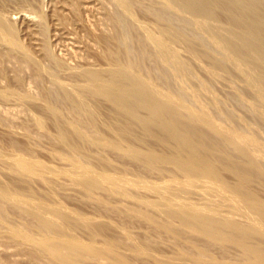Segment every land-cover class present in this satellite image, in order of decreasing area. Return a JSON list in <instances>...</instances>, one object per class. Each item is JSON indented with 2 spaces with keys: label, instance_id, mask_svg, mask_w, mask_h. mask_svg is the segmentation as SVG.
I'll list each match as a JSON object with an SVG mask.
<instances>
[{
  "label": "rangeland",
  "instance_id": "rangeland-1",
  "mask_svg": "<svg viewBox=\"0 0 264 264\" xmlns=\"http://www.w3.org/2000/svg\"><path fill=\"white\" fill-rule=\"evenodd\" d=\"M200 1H204V0H194V5L203 6L205 8L209 5V2H210L209 1L206 5V2L208 0H205L206 2L204 3L203 2L200 3ZM232 1H233L232 9H233L234 14L236 13L235 14L236 17L235 16L234 17L235 19H238L236 20V22L240 21V23L239 22L235 23L233 14L231 15V13H228L227 11H222L223 14L219 11L217 13V15L219 16H217L216 13L213 15L212 14L213 11H211L212 9L211 4L209 5V7L211 8V9L209 8L210 13L215 18L209 16L210 13L208 11V8H206V10L209 14H205V17L203 18L201 16H198L197 13L191 10L188 11L187 9L183 8L181 3L177 0H122V1L121 0H0V25L2 28H4V31H6L5 33L9 35L12 39V43H10L7 40H5L0 33V187L1 188L3 187V189L8 190L10 192L14 190L11 193L7 192L8 193L6 195L7 197L1 196L0 198V264H58L56 261H53V259L51 260V258H49V256H47L45 252L43 253V250L40 247H37L38 245L37 242H39L38 240H36L37 242L34 241L35 238L36 239L40 238L39 240H42L41 236L43 235V233L46 234L49 230V228L47 230L46 227L43 228L41 225L38 229L37 227V225L39 226V224H37L38 220L35 219V217H33L34 215L32 213H30V212L34 213L35 210H38L37 206L39 207L40 205H44V204H48V205L53 204L52 206L51 205L49 206L53 207L54 209L56 208V206L57 207L62 206L63 208H65V210H67L66 212H69V213L71 212L70 215L65 214L66 212L63 213L65 210L63 212H60V214H63V215L65 214L66 216L68 215L70 217H73L76 214L77 216H79L78 214L82 215V217L80 216L82 220L79 219L82 225L78 224L80 223L78 222V217H77V220H76V217H74L75 219L72 218V220H69L71 219L69 217L68 219L69 221H67L68 217L66 218V216L64 217L63 215H61L62 218H60L61 216H59V220L57 221L59 222L60 219H62L61 221L63 223V227L61 225V222L53 224V221H51L52 225L50 226L52 230H53L54 225H56L58 229L62 227V231L60 229L61 233L58 229L57 230L55 229L56 227H54V230L56 232L50 229L49 232L52 231V233L46 234V236L44 234L42 236L43 238L47 237L48 235L53 236V238H56L57 235L59 234L61 236L60 237L58 235L59 239H61L63 236V238H68L69 240H71L72 238L74 239V236L77 235L75 238L77 239L78 237L77 239L78 241L80 240V242H82L83 244L86 243L85 246H87L89 243H92L91 246H93L92 248L95 249L94 246L100 244V246H96V248L100 247L104 249L103 247L108 245V247L106 246L105 248L106 255L112 254L110 252H112L113 248L115 251V253L113 252V254H116V255L118 254V258H116L114 255H113L114 257L110 255L109 256L110 260H109V257L107 258L106 255L104 256L107 259L104 258L103 255H102L103 256L102 258L101 256L100 258H97L95 256L94 257L92 256L90 258L89 255H88L89 257L85 255L84 258L83 256L81 257L83 259H81L80 257L79 259L77 257L78 259L77 258L76 260L74 259L73 260L74 262L72 263L70 262L71 264H118L117 260L123 261L124 264L125 263L127 264V262H129L128 264H155V262H158L157 264L159 263L162 264V261H164V259L166 261L168 257L170 260L168 259V261L165 262L166 264H172V263L175 264V262H180L181 264L182 263L191 264V261H190L191 257L192 259H194V261L198 260L197 264L199 263L201 264H221V263L228 264V262L229 264H259V262L261 261H262L261 263L264 264V259L261 257L262 256L261 255L262 245L264 247V244H263L264 243V238H263L264 233H261V231L264 228V225L260 226L261 228L263 227L262 229L258 225H256V224H262L264 221L261 222L258 218V214H255L257 210L260 212V210L264 208V204H263L264 203L263 202L264 201V178L261 177L264 174V171H263L264 170V32H263L264 26L262 27V25H259V27L257 28L259 31L255 29L250 30V25H252L250 21H253V19H256L255 17L260 16L256 20H259V19L264 20V6H262V4H264V1L263 0H258L260 2H258L257 0H249V2L247 0H242V1L232 0ZM244 1H246V3ZM243 4H245V6H247L248 4L249 7L248 6L245 7ZM256 5L257 7L258 5H260V8L263 7L261 11H259L260 10L259 7H258L259 8L258 11H257L258 8H256L255 12H257V14L254 12V9H253L256 7ZM252 6H255V7L252 8ZM250 7L252 8L251 12L250 11L243 12L245 8L248 9ZM125 9L126 11H124ZM224 16L226 19L224 18ZM131 26L133 27V29L131 28ZM5 27L8 29V32ZM246 28H248V30ZM171 30L173 33L171 32ZM254 31L260 32V34H258L257 32L255 33ZM233 35L235 37H232ZM152 36L153 37L155 36L156 41L159 37L157 43L155 42V39ZM122 39H124V42ZM159 41H162V42H159ZM154 43H156V45H154ZM164 45L165 47H167V49L165 50L162 49V48H165V47H162ZM126 46H128L129 48ZM159 48L161 50H159ZM163 51H165V54L163 53ZM172 52L174 55L172 54ZM127 53L130 54L132 60L134 59L133 61L135 62V64H130V62H128L129 54ZM207 53H209V55ZM164 55H167V56L170 55V57L167 58V56L165 57ZM171 55L173 57H171ZM215 61H217L218 63L219 62L221 63L218 64ZM127 62H128V65L126 66ZM168 62H170L169 63L170 66ZM137 64L140 68L137 66ZM131 65L133 68L131 67ZM134 65L138 68H136ZM125 66L127 67L126 68L127 70L125 69ZM129 68H132V70ZM124 70L127 71L126 73L127 75H123V73H121V72H125ZM88 72H92V73L90 74ZM93 73L96 76V78L104 77L105 80L107 79V81H104V79L103 81H101L102 79L98 78V80L100 81L98 83L102 82L105 84V87L108 88L106 89V92L102 90L105 93L102 92L103 93L102 94L100 92L101 94H99L98 91L93 90L89 86V85L92 86V82H91V79L87 77V75L89 76V74L92 75ZM96 73L97 74L100 73V74L96 75ZM114 73L122 74L124 78L128 79V81H125L123 77H121L122 75L120 74L114 75ZM112 75H114V77H112ZM118 76L121 77L122 79H120ZM127 76L129 77L131 76V77L129 78ZM132 77H134L133 79H138L136 82L141 80L138 83L144 82L145 84H147L146 85L147 87H144L146 89L142 91H145L148 96L147 95L145 96V93L140 90L143 87H138V83H136L135 80L133 82V79H131ZM108 78L110 81H108ZM110 78L112 80L113 78H116V80L114 79V81H116L115 85H118L119 83L122 84L124 81L125 83L123 84L125 85L122 84L123 85L122 86L119 84L120 86H122L121 88L120 86H118L119 88L117 86L115 87V85L113 84V81ZM117 79H118V84H117ZM108 82L112 83L113 85L112 84L109 85ZM179 82L181 83V85ZM134 83L137 84V85L135 84L137 88H134L135 87ZM106 84H108L109 87H107L108 85L106 86ZM71 86H73L74 88ZM148 87L149 89H147ZM248 87L251 89H249ZM100 90H101V87H100ZM107 90H110L111 93L110 91L107 92ZM149 90L155 93H159V95L163 94L162 96L167 95L168 97L172 96L171 97L172 99H175V98L176 100L179 99V101H182L183 103L182 106H184V103H185L186 107H189V108L186 109L184 106L186 112H184L185 110L184 108H182L183 112L180 114L179 113L180 111H179L177 113V116L179 119L183 118L182 120L180 119V121H182L184 126L196 131V133L199 132L201 134L203 132L202 133V135L204 134L203 139L195 136L198 139V140L196 139L197 140L196 142V140L193 141L194 137L192 139L188 137L189 140H185L186 141L185 143V141L182 139L181 140L182 144H181L180 143L181 141L179 140L181 138L177 137L178 135L176 137L171 136V135H176L178 132H180V129H176V127L174 126L168 114L164 113L165 114L164 116V114L161 113L162 111L160 112L156 110V112L158 111V113L154 112L155 109H152V108H155V107L158 108L160 107V105L161 107L163 106L162 104H160L161 102L158 103L159 98H157L156 96L157 94ZM91 91L94 93L92 94ZM114 91H116L115 92L116 95L113 93ZM136 91L138 92L140 91V92L138 93ZM118 92L122 96L121 95L119 96V94L117 95ZM109 93L114 99L109 95ZM124 93L125 94L127 93L126 95L128 96L131 94L132 97L126 96L128 98L127 99L123 97L125 96ZM148 93H150L152 97L149 96ZM151 93H153L155 96L152 95ZM105 94L107 98L104 97ZM141 94L143 95L142 97L144 98V100L142 97H140ZM78 96L81 97V100H80L81 103H79V104H82L81 106H78L77 105L78 103L76 104V102L73 101L75 100L73 98H76L77 100ZM67 97H68V100H66ZM116 97H120V102H117L114 105L115 102H113V100L116 101L117 99H119ZM149 97L151 100L148 99ZM111 99L113 100L110 101ZM122 99H124L126 103ZM145 100L147 102L149 101L150 104L145 102ZM121 101L123 103H122V106L120 107ZM133 101H136V102L138 101L139 103L138 102L136 103ZM142 102H145L147 105H150V106L145 107L146 104ZM124 103L127 106L124 105ZM133 103L136 104L138 107L139 105H141L143 109L141 108V111H140V108L138 109L134 107V111L136 112L134 113L133 109H131L133 108V106H135ZM157 104H158V107H157ZM123 105L125 109L122 110L121 108H123ZM154 105L156 106L154 107ZM117 107L118 108L120 107V109L123 111L122 114L120 112L121 110L119 111ZM126 108H129L131 112L129 110H126ZM160 108L158 109L160 110ZM189 109H191L192 110L191 112L194 114L197 111L196 114L199 116L200 114L202 115V113L203 115L205 114L208 117L210 116L211 117L210 122L208 121V123L212 122L211 125L215 126L217 129H220L221 127V130L218 133H220V135L221 133L223 135L226 134L225 136H227V138L231 135L233 138L230 136L229 139L231 138L235 143L237 142V144L240 143L241 145L240 149L241 150L244 149L245 151L244 150L240 151L242 152L240 154L239 152H237L240 150L239 147L234 148L237 145H234L235 143L233 141L227 139L226 137H225L226 139H224L223 135L221 136L218 135L220 137L219 140L221 139V137H223L222 141L220 140V143H222V149L224 147L223 150L225 151L223 152V155H224L223 156L221 153V150H222L221 147H219L220 150L219 148L218 150L216 148L217 144H219L218 146H220V143H218L219 142L218 137L212 135L213 133L217 134L216 131L212 130V132L214 131L212 133L210 129H208L210 131V134H209L208 133L209 131L206 132L207 128L204 127L205 124L204 123L201 124L200 122L198 123V121L196 122V120H194L192 116H191L192 119L190 118V115L188 117L191 121L194 120L195 125L194 123L189 124L191 122L189 119H186L187 121L185 122L184 120L185 117L188 114H190ZM124 112H127V113L123 114ZM163 112H165L164 109H163ZM150 113H152L151 117H150L151 115ZM183 113L184 114L186 113V116L182 115ZM128 114L135 116L136 119L135 117L133 118V116H130ZM153 114L154 116L155 114L156 116H158L157 114H160V115L158 116V118L157 117L154 118ZM162 114L164 116V118H162L163 122L161 120ZM179 114L180 116L181 115L182 116L180 117ZM205 115L201 117L202 118L204 117L205 119H209ZM151 118L155 120L150 121ZM159 118L161 121L159 120ZM140 120L144 121L145 125L147 124L146 120L150 121L148 122V124L149 123H152V124H149V126L147 124L145 126L143 122L141 123ZM156 120H159L160 122ZM166 122H167V126L170 125V127L169 126L166 127L165 125H163ZM213 122L215 124H213ZM157 123H161V125ZM200 124L201 125L204 124V125L201 126ZM147 126L149 128L153 127L152 129H150L151 131L149 130ZM156 128L157 129L159 128L158 130L159 132L160 130L166 129L167 131L166 130L165 131L163 130L164 132L162 131L163 137L165 136L164 133L165 134L167 133L166 134V136L168 135L167 138L170 137L171 139L172 137L171 140L169 138L168 139L170 141L172 140L173 141L172 142H170L169 140L167 141L165 139L166 137H164V140H163L162 136L160 135L161 132L158 133ZM167 128H173L172 130L170 129V131L172 132L168 131L169 129ZM228 128L230 129L228 130ZM152 130H153V133H151ZM129 131H131V133H129ZM173 131H175L176 134H174ZM155 132L158 133V136H156L157 134ZM169 133H170V136H169ZM235 133L236 134L238 133V135H235L236 137L234 136ZM61 134L62 136H59ZM65 134L67 135L66 137L68 139L65 137ZM151 134H153V136L154 137L156 136V137L155 138L153 136L151 137ZM240 134L241 136L243 135L242 136L243 139L248 138L247 140H249V138H251L250 140L252 141L253 139L254 141L250 144H248L249 143L248 142L245 145L244 144L245 142L243 140L238 141L239 139H241ZM97 136L100 138H98ZM158 138L160 139L161 142L160 141L157 142ZM60 139L67 140L69 142L64 143V141ZM92 139L94 142L92 141ZM223 139L226 141L227 140L231 141L229 142L230 144L234 143L233 144L234 147L230 145L228 141L227 142L225 141V143H223L224 142ZM174 140L176 141V144H174L175 143ZM191 140L196 143L198 142L200 143L201 140L203 141L205 140L206 141L205 144L209 145L207 147H209L208 149H210L211 151L210 150L208 151V149H206L207 151L203 149L204 148L203 146L205 145L204 144L205 141L204 142L202 141L203 143L201 142L202 149L199 144L195 145L196 147L199 146L198 148H196V151L200 150L202 152L199 151L200 152L199 153L198 151L197 152L195 150L193 151V149L195 148L194 144L196 143L193 144ZM207 140L209 141L208 143H207ZM215 140L218 141L217 144ZM113 141L116 142L115 143L116 147L114 146ZM163 141H167V142L164 143ZM212 141H214V144H216V146L213 144ZM254 142L255 144L253 146ZM162 143H164V145ZM167 143L170 147L172 145L171 147L172 151L173 149H175V151L178 150L176 151V153L173 151L175 154H177L180 150L178 154L179 156L184 157L182 158L183 162L185 160L191 161L194 164L196 162V165H195L196 168L195 167L194 168L197 171L199 170L198 166L201 165L202 170H204V166L207 169L208 164L203 165V163H207V162L211 163L213 161L212 162L213 164L210 165L209 163V168L211 166L209 170L211 171L213 168H215L212 171L213 173H215L216 172L215 170L219 164V163L216 164V162L218 161L221 162L225 160L221 162L222 165L220 164L218 166L219 170L217 169V172L221 171L220 173L222 175H219V173L216 175L215 173L214 174L215 176L214 175L212 176L211 172L207 169L210 172L209 174L210 176L206 178H208V181L211 184H209L208 182L204 183V181L207 180L206 178L204 180V177H205L204 174L206 170H204V173L202 170H199L200 172H202L200 173L198 171L200 173L199 174L195 169L190 168V163H187V161H185V163L183 164L181 160H179V158L181 159V157H178L175 161L173 160L174 157L171 158V156L169 157V155L166 156L165 153L169 154L168 152H170V147L166 145ZM171 143H173L174 145ZM187 143L188 144L190 143V144L188 145ZM74 144H76V146H74L75 149L72 148L73 147L72 145ZM178 145H181V146H179L180 147L179 149H176ZM110 146H113L115 148H112ZM70 148L72 149L70 150ZM190 148L191 150L188 151V149ZM212 148L216 150L213 149L214 150L213 151ZM76 149H79L78 154L76 153L77 151H75ZM131 150L133 151L136 150V151L133 152ZM181 150H184L182 155H181V152H182ZM71 151L73 153L75 152L74 155ZM137 151L139 152L138 154H137ZM172 151L170 152V155L172 153V156H174L175 154L173 155ZM219 151L220 153H218ZM151 152L155 154L152 153V155H149L151 154ZM209 152H211V154H209ZM146 153H147V156L149 155L148 158L150 159V157L152 156L151 159L153 158V160L159 157V156H156L157 158H154L153 155L160 154L159 159L165 158L166 162L164 161V159L162 161H164L165 163H163L161 159L159 161L157 159V163H155L156 161H153L154 162L153 164L152 160L149 163V159L146 158L147 157ZM194 153L197 156H194L195 155ZM201 153L203 155H200ZM204 153L205 155L207 153L209 155H206L205 157H203ZM162 154H164V156L166 157H164ZM219 154L224 158L223 159L218 158L220 156ZM134 155L136 157H134ZM188 155L190 156V160L187 159L189 158ZM191 155H193L194 158L195 157L196 158L194 159L193 156ZM210 155L212 156L216 155L217 157L216 156L210 157ZM245 155H248L249 157ZM143 156H146V157H143ZM140 157L142 158V160H140L141 159ZM206 157L209 159V161L204 162L205 160H208V159H205ZM240 157L242 159H245V160L247 159V160L246 161L244 160V162H242V159H240ZM250 157L253 160L255 159L254 160L255 162ZM80 158H82V160ZM137 158H139V160ZM215 158H218V159L214 160ZM249 158L251 159L250 164H249V161H250ZM20 159H21L22 164L23 162L25 163L26 160H28V162H31V166H32V162L33 163L35 162L34 165L41 164L43 166L42 170H40L41 165L40 166L37 165V168L39 166L38 170H40L39 171L40 174H38L39 172L37 173L38 170H36L37 169L36 166H32L31 168L29 163H28V166H30L31 169L35 168L34 170L28 169L27 170L28 173L30 171L29 174L27 173L26 170H22L21 168H19L20 165L17 166V164H20V162H18ZM146 159H148V161H146ZM168 159L172 160V162L173 161L175 162L173 164L172 162L171 164H168L167 163V161H169ZM68 160H71V161H68ZM201 160L203 163L201 162ZM245 162H248V166H246L247 170L251 169L254 171V172L248 171L249 172L248 174H251V175L253 174L252 176L251 175L248 176L249 179L247 177L248 180H246L245 178H241L240 175L237 176L238 177L237 178L236 177L237 173H235L236 171L235 169H233V166H232V163H234L233 165L242 164V163L247 165V163ZM77 163L79 164V166H77L78 165ZM226 163L227 165L228 164L229 165L227 166ZM253 163L256 165V169H252L254 168ZM25 164L27 165V163ZM149 164L151 165L149 166ZM108 165L110 166V168ZM176 165L178 166V168ZM212 165H213V168H212ZM75 166L77 168L76 170H75ZM81 166H83V170H81L82 169ZM84 166H85L86 171L84 169ZM103 166H104V169H103ZM185 166H186V169H185ZM230 166H232L233 170L230 169ZM89 167L92 169V171H94L93 175L92 173L91 175H89L90 174L89 172L91 171ZM18 168L20 169V172ZM179 168H181L182 170L184 169L187 171L189 170V173L191 171L190 173L191 175H189V173L185 174L187 172V171L185 172V170L183 173V171H181V169ZM43 169L45 170L43 171ZM100 169H101V172H100ZM260 169L263 173L260 171ZM228 170H230V172ZM33 171H35V173L37 174H35ZM77 171H80V173L78 172V175L77 173L74 174V172H77ZM81 171H84V172H81ZM232 171L235 173V175L232 174L233 173ZM259 171L261 172L262 175L259 173ZM125 172H127L128 175ZM257 172L259 173L260 177L257 176L258 174ZM71 173H73L74 175L73 174L71 175ZM192 173H195L196 174V175L194 174L195 176H198L197 174H199V177L193 176ZM84 174L87 177V180L89 176H93L94 179L98 180L97 184H100L101 186L98 185L97 187L95 183L94 187H97V188L95 190L93 189L94 192L93 190L88 192V188L83 187L85 186V184L82 185V183L78 182V181L82 182L84 180L83 182L85 183L86 179L82 178ZM77 176H78V181L76 182L73 181L77 179ZM189 176L192 178L195 177L196 179L195 178L194 180L188 179ZM211 176L214 177L213 178L214 180H216V184L218 185V186L216 185L217 188L219 187L218 183H220V181L217 182L219 179L217 178L218 179L217 180L215 178L217 176H219V178L222 176L221 183H220L224 187V188L221 187L223 188L221 189L222 192L226 189V185L229 186V187L227 186V188L229 189H227L226 191H229V190L231 191V188H232L231 186L236 184V182H238L239 180L242 181L241 179H243L244 181L245 179L244 181L245 183L239 181L241 185L239 183H237L236 185V187L238 188V187H242V183L243 185L245 184L244 186L246 187V189L244 186L242 187L244 192L246 193L245 195L243 194V192H241L242 194L240 193L241 195L239 196V190H242V188H238L239 190H237L235 186H234L235 190L238 192V194H236L237 192L233 193L234 187L232 188L231 192L230 191L229 192L225 191V192L231 193V194L233 193L235 194V196L238 195V197H242L244 201H246V203L250 201L251 203L248 202V204L254 205L256 201L255 206L258 203V200L262 201L263 203L262 202H259V203L260 205H262L263 208L261 207L262 208L261 209L259 207L260 205H257L256 208L259 207L260 209L255 210V213H253L251 210H252V207L253 209H256L254 208L255 206L251 205L252 206L251 207L250 205L247 204L248 206L251 207V208L249 207L251 209L250 213L252 212L251 213L252 215L255 214L253 215L255 217H253L252 215L249 217L250 213L248 210V212H246V214L248 213L247 214L249 217L248 219V217L246 216L244 212L247 206L244 204L245 202L242 200V198H241L242 201H240L239 199H237L238 197L234 198L235 196L231 194H230L231 195L230 197L229 195L225 194V192H224L225 195L223 194L220 195V193H222L221 190L220 191L217 190L216 187H213V189L211 188L212 181H213V179H211L212 181L209 180V177L212 178ZM103 177H105L107 181L103 180ZM116 177L118 178V180H116L117 179ZM239 177L241 179H239ZM250 177L252 178L250 179ZM80 178H82V180ZM115 180L120 181V183H117ZM121 180L124 181L125 183L127 182V184L129 185L127 184L125 186L120 185L121 183L125 184ZM188 180H190L191 182ZM110 181H111V184L113 185L112 186L113 189L112 188L109 189V187H111L110 186L111 184L108 185ZM112 181L113 182L115 181V183H113ZM246 181H249V182L247 183ZM74 182L82 186L80 187L78 184H75ZM222 182L224 183L225 186L223 185ZM138 183L139 184L142 183V184L138 185ZM213 183L215 184L214 181ZM115 184L116 186L118 184L121 186V188H119V185H118V188H117V189H120L121 191L120 190L116 191L114 189L116 188L114 187ZM206 184H208L209 186L208 185L206 186ZM5 185L6 186L8 185L7 187L9 188H6ZM201 185H202V188H201ZM165 186L166 188H168V190L165 189ZM190 186H194V187L190 188ZM205 186L206 188L210 187L209 189L211 190L209 194L213 193L210 195L211 197H209L207 189L205 190ZM122 187H125V188H122ZM182 187L183 188L185 187L184 191L186 189L187 190L189 189L188 191L190 192L186 190L185 192L187 193V195L186 193H182L183 192V190H181ZM138 188L140 189L138 190ZM169 188H170V191H169ZM83 189L87 190L88 193L86 191H83ZM177 189L181 190V193L184 194L182 195L183 198L184 199L186 198V200L188 201L186 203L187 204L186 207L190 206L192 203L196 204L193 207L195 206L197 207L198 204L204 201L203 203L206 206H204L202 203L200 207L198 205V208H201V206L203 205L202 211L204 207L205 208L204 211L206 213L208 210H210V212L208 211L209 214L207 213L206 215L202 212L201 216L204 217L205 215L206 217H208L210 215L209 218L205 217V219H210L212 220L213 223L210 225L209 223H205L204 221L201 222L198 219L197 217L199 215L198 211H201V209L198 210V208H196L197 210L195 211H197L198 214H196L197 212L195 214L193 213L194 212L193 207H190L192 208V210L189 208L190 211L189 210L184 211V209H187L186 207L184 208L185 205L183 206V204H185L184 201L186 200H184L180 194H175L180 191V190L177 191ZM218 189H220V187ZM112 190H115V192H113ZM16 192L20 195H18ZM84 192H85V195H84ZM116 192H119V193L117 194ZM205 192L207 194H205ZM215 192H220V193L217 194ZM248 193L250 196L247 195ZM10 194L13 197H11ZM158 194H160V196ZM188 194H190L191 196L190 195L188 196ZM162 195H167V197H164V196L162 197ZM213 195L217 197L214 198ZM226 195L229 196L230 198L227 197ZM251 195L256 196L255 197L256 200L253 196L251 199ZM20 196H21V200L19 199ZM156 196L158 197V199ZM207 196L210 198V201L213 204L205 200L206 198H208ZM224 196H226L225 198H227L228 202L230 201L229 203L231 204L230 206H232L233 202L236 204V201L238 200L237 202L238 206L240 205V202H241V205H244L246 207H243V206L240 207L241 206L240 205L239 206L240 208L236 209L238 208V206L236 204L237 206L236 207L235 204L233 203L234 204L233 207L235 206V210H238V211H235L233 207L229 206V204H227L228 206L225 204V202L226 203L228 202L226 201L225 198H223ZM161 197L163 199L165 198L164 200H167L168 197L169 198L171 197L172 199L171 198L170 199L172 201L173 199L176 200L179 198L178 201L181 200L183 202L182 204V202L180 201L181 203L179 202L180 204H178V205L183 206L182 211L183 212L187 211V213L191 214L192 217L189 214H187L188 216H190L189 218L191 220L192 218H194L193 215L194 216L196 215L195 216L196 220L198 219L200 221V224L201 223L206 224L204 225L205 227L207 226L206 229L203 226V224L201 225V227H198V225H200L198 220L196 223L198 225H195V222H196L195 218H194L195 222L192 223L191 220L188 218V216H186L187 217L186 218L182 212L181 213L184 216L183 218L185 219L181 217L182 215L178 216V213L176 211H175L176 212L175 214L178 217L175 216V214L169 212V210L171 209L178 210L181 206H177V204H175V203H178L177 200L175 203H172V201L168 199L169 205L167 204V201L161 202L162 200L161 201L159 200V198L162 199ZM187 197H190L189 199L192 201L187 199ZM218 197H220L219 199L223 198L221 199L222 200L221 203H224L225 207L223 206V204H220V203L219 204L223 206V208H225L224 209L225 212H226V209L227 210L229 209L228 211L231 210V213H229L228 211H227L228 214L224 213L223 215L220 213L221 212L220 209L222 207L218 204V201L220 202ZM244 197L247 198L248 200L245 199ZM2 198H6L7 200L5 199L2 200ZM11 198L13 199L10 200ZM14 198L17 201H20L21 203L17 202L16 200L15 201L19 205L15 203ZM209 198L207 200H209ZM23 199L24 201L22 202ZM26 199L29 201H27ZM153 200L154 201L159 200L157 204L156 202L153 203V204H156V207L160 206L158 208L159 210L156 209V207L152 208L154 206L151 203V202H154ZM224 200L225 202H223ZM8 201L9 203H7ZM43 201H44V204H41V202L43 203ZM149 201H150V204H152L151 205L152 207L148 206L150 205L148 204ZM253 201L254 203H252ZM159 202L161 204L166 203V205L170 206L171 209L169 207L166 208L165 204H164L165 207L163 208V205H161ZM207 202H209V205ZM22 203H27V206H29L28 204H30V207H26V205L23 206L24 204ZM31 203L32 204L34 203L33 204L34 208L32 207L33 209H31V206H32ZM35 203L36 204L39 203V204L36 205ZM170 203L172 205H170ZM49 206L46 205L45 209L43 206H40L39 210L42 209V210L47 211V208L49 209ZM24 207L27 208L26 211L27 210L30 211V212L27 211L30 214H27L26 211L23 210ZM62 207H59L60 211L63 210ZM177 207L179 208L177 209ZM206 207L212 208V209L207 208L208 210H206ZM228 207H230L231 209ZM162 208L166 210H163ZM133 209L134 210L137 209V211H139L140 209L139 211L140 213H141V210H144L147 212L143 211V213H141L142 217L139 218V216H141L140 213L138 212L139 214H137L136 213L137 211H135L136 213L135 214L134 212H132L134 211ZM160 210L161 211L163 210V212L168 211L167 214L173 215V216L171 215L172 217V218L170 217L171 219L169 218L172 222L170 220L169 221L170 223H172L173 228H175L176 230L175 229L172 230L171 229L172 225L168 224L169 222H167V220L169 216L166 213L164 214L162 212L163 218H161L162 215L160 214L161 213ZM174 210H171V211H174ZM233 210L234 212H236L237 215L232 212ZM191 211H193L192 212L193 214L190 213ZM75 212L77 213L75 214ZM239 212L242 214L243 213L245 214V217H247L246 220H245L244 215L242 214L241 215L243 217L241 219L240 217L241 215L239 214ZM31 214L33 215L32 217L37 222L34 221L32 217H29V215L31 216ZM148 214L149 215L151 214L150 223L147 222L149 218H145L147 217L146 215ZM226 214L227 215L233 214L232 219L235 218L234 223H232L233 221L230 219L231 215H229V218L228 216H226V218L223 217ZM159 215L161 216L159 217ZM220 215H222V217ZM53 216L55 217L56 215H53ZM153 216L155 219H157V220L153 219L154 220L153 222L155 223V221H158L159 222L158 225H156L157 222L155 224L154 223L152 224L151 221H152ZM165 216L167 217V220L166 218H164ZM55 218L58 219L57 216ZM55 218L52 219L50 217V220L56 221ZM83 218H85V223H89V224L84 225ZM177 218H180V219H177ZM73 219L78 223H75ZM143 219L145 220L148 219V220L145 221ZM187 219L190 220L191 224L195 226L192 228V230L198 227L199 230L197 229L196 230L194 229V230L200 233L197 234L195 233L194 230L192 233V230H190L188 227L191 228L193 225L191 226L190 222H188L190 224L189 226V224L187 223L188 221ZM221 219L222 221L220 222ZM176 220L177 221L180 220L182 223L184 222V220H186L185 223L183 224L178 222L179 225L185 224L184 225L185 227L182 226L183 227L182 228L181 226H178V224L175 223ZM224 220L226 221L224 222ZM258 220L260 221V223ZM72 221L74 222V224ZM173 222L175 223V225L173 224ZM223 222L226 224L228 222L230 227L232 224H234L232 225L233 227H235L236 225L238 226V229L242 228L241 230L242 232L239 233L232 227V229H234V231L237 232L239 237L241 233L245 232L244 235L241 234L242 239L244 237L246 239L247 234H249L251 237L254 235H251L250 233L252 232H254L252 234L256 233L253 238L251 237L252 240L250 237L249 238L247 237V241L248 243L250 242L253 245V248L257 245L256 243L259 242L261 244V245L258 244V247L256 246L257 248H254V249H259V247L261 246L259 249V254H257L258 252L256 250L252 249L251 244L247 243L248 244V245L246 244L247 246L244 245L247 242V241H244V239L242 240L244 244H242V242L239 243V240L241 238L237 239L238 235H236L237 237H235L236 233L232 229H230L229 233H227L228 235H226V232H223V230L228 232V229L230 227L227 225L226 226L229 228H227L225 225L223 226L222 225ZM59 224L61 227L59 226ZM167 224L168 226L170 225V227H168ZM71 225H74V227ZM64 226H66V228L70 227L72 229L71 232L65 231L66 228ZM176 226L179 227V230L180 228L183 229L181 230L182 232H180L176 228ZM41 227L42 229L44 230L46 229L47 231L40 229ZM163 227L167 228V230L166 229L164 230ZM184 228L190 231L183 232L184 230H186ZM90 230L93 233H91ZM207 230H210L211 235L213 236H210L209 234L210 231H207ZM231 230L234 233L230 232ZM245 230L247 232L249 231L250 233H247ZM22 231H25L27 236H28L27 231L31 233L29 235V237L31 236L30 237L31 240H27L23 238ZM64 231L66 233V234L64 233L66 237H64V234H63ZM178 231H179V234H175V233H178ZM25 232L23 233L25 234ZM72 232L74 233L73 237L71 236L73 234ZM212 232L214 233L212 234ZM257 232L262 234L263 237L260 236L262 240L260 239V237L256 238V236L258 235ZM13 233H16V234H13ZM17 233H19L20 235H17ZM67 233L68 235L70 234L72 238L69 237ZM230 233H232L234 237H228L231 235ZM217 238H218V241H215V239ZM133 239L137 240L134 242V244H132L134 241ZM32 241L35 243H33ZM104 241H105L104 243L105 245L103 244ZM138 241L140 243H145L146 245L141 244L142 246L141 247ZM108 242L111 243V246L114 243L113 247L112 248L110 247L111 249H108L109 248ZM136 242H138V244ZM101 244H103V246H101ZM137 245H139L140 247H137ZM143 245H145V247ZM249 245H251L250 248H249ZM147 246H148V250L150 251V253L148 250H146L145 251L146 255L148 253L149 254L148 256H145V255L143 256V254L145 253L143 252L142 254V251H144V248H147ZM136 248L137 249L139 248V250L141 248L143 250L142 251L140 250V253L139 252L137 253ZM198 248L200 251L198 250L199 253L198 255L195 256L194 253H197L195 249L197 250ZM262 251H264V249ZM184 253L185 255H188L186 256V259L184 261H187L190 258L188 260L189 263L180 261L185 258ZM199 254L201 257L199 256ZM193 255L195 257L197 256L198 257L195 259ZM246 255H247V258L249 256V259L251 255L254 256L253 259L251 257L252 263H248L249 259L245 258ZM120 256H122L121 259H119ZM162 256L164 259H162ZM164 256H166L167 258ZM175 256L180 257V259L176 258V261L174 260L173 262V259H175L173 257ZM85 257L87 258L85 259ZM111 257L115 259L114 262L112 261ZM199 257H200V260H202L204 263H202L201 261L199 262ZM203 258H205L206 260ZM256 258H260V259L256 260ZM178 259L179 261H177ZM125 260L127 261L125 262ZM195 263L196 262H194V264Z\"/></svg>",
  "mask_w": 264,
  "mask_h": 264
},
{
  "label": "bare ground",
  "instance_id": "bare-ground-1",
  "mask_svg": "<svg viewBox=\"0 0 264 264\" xmlns=\"http://www.w3.org/2000/svg\"><path fill=\"white\" fill-rule=\"evenodd\" d=\"M121 1H122V0H121ZM177 1H179V2L181 3V5H182L183 8L187 9L188 11H189V10L193 11V12L197 13L198 16H201V17H203V18L205 17V14H209V13H210V9H211V8H212L211 11H213V12H212L213 15H214L215 13H216V15H217V13H218L219 11H220L221 13H222V11H227L228 13H231V15L233 14V17H234L235 14H236V13L234 14L233 9H232V3H233L232 0H208L207 2H206L205 0H204V1H200V3H201V2H203V3L206 2V5H207V3L210 1L211 3L209 2V5H210V4L212 5L211 8L209 7V5H208L207 7H205V8H204L203 6L194 5V0H177ZM236 1H237V0H236ZM241 1H242V0H241ZM241 1H239V2H241ZM247 1L249 2V0H247ZM257 1H258V0H257ZM263 1H264V0H263ZM126 2H127V1H126ZM130 2H131V1H130ZM133 2H134V1H133ZM154 2H155V1H154ZM154 2H153V3H154ZM195 2H196V1H195ZM244 2L246 3V1H244ZM250 2H251V1H250ZM258 2H260V1H258ZM136 3H137V2H136ZM203 3H202V4H203ZM226 3H227V5H226ZM125 4H126V3H125ZM134 4H135V3H134ZM228 4H229V5H228ZM240 4H241V3H240ZM248 4H249V3H248ZM248 4H247V6H248ZM138 5H139V4H138ZM206 5H205V6H206ZM243 5L245 6V4H243ZM153 6H154V5H153ZM234 6H236V5H234ZM244 6H243V7H244ZM247 6H245V7H247ZM262 6H264V4H262ZM115 7H116V6H115ZM124 7H125V6H124ZM127 7H128V6H127ZM141 7H142V6H141ZM158 7H159V6H158ZM248 7H249V6H248ZM253 7H255V6H252V8H253ZM258 7L260 8V5H258ZM258 7H257V5H256V7L253 8V9H254V12H255L256 8H258ZM128 8H129V7H128ZM134 8H135V7H134ZM138 8H139V7H138ZM142 8H143V7H142ZM206 8H208L209 13L207 12ZM209 8H210V9H209ZM234 8H235V7H234ZM252 8H251V7L248 8V9L245 8L246 10L244 9L243 12H246V11H248V12L250 11V12H251V11H252ZM259 8L257 9V11L259 10ZM119 9H120V8H119ZM129 9H130V8H129ZM146 9H148V8H146ZM149 9H150V8H149ZM250 9H251V10H250ZM262 9H263V7L260 8L259 11H261ZM136 10H138V9H136ZM139 10H140V9H139ZM167 10H168V9H167ZM239 10H240V9H239ZM239 10H238V11H239ZM242 10H243V9H242ZM124 11H126V9H125ZM188 11H187V12H188ZM191 11H190V12H191ZM128 12H129V11H128ZM235 12H236V11H235ZM254 12H253V13H254ZM125 13H126V12H125ZM221 13H220V14H221ZM240 13H241V12H240ZM240 13H239V14H240ZM255 13L257 14V12H255ZM255 13H254V14H255ZM115 14H116V13H115ZM117 14H118V13H117ZM120 14H121V12H120ZM126 14H127V13H126ZM132 14H133V13H132ZM132 14H131V15H132ZM149 14H150V13H149ZM189 14H190V13H189ZM212 14L210 13L209 16L214 17V16H212ZM222 14H223V13H222ZM226 14H227V13H226ZM216 15H215V16H216ZM224 15H225V14H224ZM122 16H123V15H122ZM196 16H197V15H196ZM217 16H219V15H217ZM228 16H230V15H228ZM237 16H239V15H237ZM241 16H242V14H241ZM241 16H239V17H241ZM255 16H256V15H255ZM255 16H254V17H255ZM126 17H128V16H126ZM235 17H236V16H235ZM235 17H234V19H235ZM259 17H260V16H259ZM259 17H255V18L258 19ZM112 18H113V17H112ZM116 18H117V17H116ZM214 18H215V17H214ZM220 18H221V17H220ZM224 18H225V16H224ZM245 18H246V16H245ZM117 19H118V18H117ZM119 19H120V18H119ZM198 19H199V18H198ZM209 19H210V18H209ZM225 19H226V18H225ZM249 19H250V18H249ZM252 19H253V18H252ZM252 19H251V20H252ZM256 19H253V21H250V22L252 23V25H250V30H253V29L258 30L257 28L259 27V25H262V27L264 26V20H260V19H259V20H256ZM162 20H163V18H162ZM236 20H238V19H235V20H234L235 23H237V22L240 23V21H237V22H236ZM245 20H246V19H245ZM245 20H244V21H245ZM247 20H248V18H247ZM115 21H116V20H115ZM130 21H131V20H130ZM164 21H166V20H164ZM205 21H206V19H205ZM213 21H214V20H213ZM234 21H233V22H234ZM241 21H242V20H241ZM143 22H144V21H143ZM215 22H216V21H215ZM226 22H227V21H226ZM116 23H117V22H116ZM131 23H132V22H131ZM196 23H197V22H196ZM217 23H218V22H217ZM229 23H230V22H229ZM245 23H246V22H245ZM118 24H119V23H118ZM143 24H144V23H143ZM205 24H206V23H205ZM243 24H244V23H243ZM247 24H249V23H247ZM256 24H257V25H256ZM197 25H198V24H197ZM200 25H202V24H200ZM235 25H236V24H235ZM4 26H5V25H4ZM123 26H124V25H123ZM207 26H209V25H207ZM237 26H238V25H237ZM239 26H240V25H239ZM121 27H122V26H121ZM143 27H144V26H143ZM222 27H223V26H222ZM243 27H244V26H243ZM5 28H6V27H5ZM131 28L133 29L132 26H131ZM146 28H147V26H146ZM172 28H173V27H172ZM211 28H212V27H211ZM220 28H221V27H220ZM240 28H241V27H240ZM223 29H224V28H223ZM246 29L248 30V28H246ZM259 29H260V28H259ZM0 30H1L0 33H1V35L3 36V38H4L5 40H7L8 42L12 43V39H11V37L5 33L6 31H4V28H2L1 25H0ZM6 30H7V32H8V29H7V28H6ZM123 30H124V29H123ZM142 30H143V29H142ZM144 30H145V29H144ZM173 30H174V29H173ZM135 31H136V30H135ZM137 31H138V30H137ZM150 31H151V30H150ZM158 31H159V30H158ZM166 31H167V30H166ZM258 31H259V30H258ZM144 32H145V31H144ZM144 32H143V33H144ZM171 32H172V30H171ZM177 32H178V31H177ZM254 32L256 33L257 31H254ZM263 32H264V30H263ZM172 33H173V32H172ZM257 33L260 34V32H257ZM11 34H12V33H11ZM121 34H122V33H121ZM177 34H178V33H177ZM245 34H246V32H245ZM251 34H252V33H251ZM126 35H127V34H126ZM229 35H230V34H229ZM142 36H143V35H142ZM155 36H156V35H155ZM155 36H154V37L152 36V37L155 39ZM168 36H169V35H168ZM171 36H172V35H171ZM240 36H241V35H240ZM13 37H14V36H13ZM117 37H118V35H117ZM120 37H121V36H120ZM145 37H146V36H145ZM148 37H149V36H148ZM180 37H181V36H180ZM214 37H215V36H214ZM232 37H235V36L233 35ZM251 37H252V36H251ZM258 37H259V36H258ZM156 38H157V37H156ZM181 38H182V37H181ZM216 38H217V37H216ZM261 38H262V37H261ZM126 39H127V38H126ZM147 39H148V38H147ZM158 39H159V37H158ZM158 39H157V41H156V39H155V42H156V43L158 42ZM164 39H165V38H164ZM175 39H176V38H175ZM178 39H179V38H178ZM14 40H15V39H14ZM122 40H123V42H124V39H122ZM169 40H170V39H169ZM248 40H249V39H248ZM256 40H257V39H256ZM259 40H260V39H259ZM262 40H263V39H262ZM118 41H119V40H118ZM149 41H150V40H149ZM189 41H190V40H189ZM228 41H229V40H228ZM119 42H120V41H119ZM126 42H127V41H126ZM159 42H162V41H159ZM180 42H181V41H180ZM226 42H227V41H226ZM238 42H239V41H238ZM241 42H242V40H241ZM13 43H14V42H13ZM15 43H16V42H15ZM156 43H154V45H156ZM251 43H252V42H251ZM161 44H163V43H161ZM167 44H168V43H167ZM226 44H227V43H226ZM252 44H253V43H252ZM118 45H119V44H118ZM123 45H124V43H123ZM158 45H159V43H158ZM195 45H196V44H195ZM230 45H231V44H230ZM120 46H121V44H120ZM145 46H146V45H145ZM148 46H149V45H148ZM160 46H161V45H160ZM216 46H217V45H216ZM240 46H241V45H240ZM19 47H20V46H19ZM126 47H128V46H126ZM157 47H158V46H157ZM162 47H165V45L162 46ZM200 47H201V46H200ZM245 47H246V46H245ZM259 47H260V46H259ZM120 48H121V47H120ZM128 48H129V47H128ZM147 48H148V47H147ZM247 48H248V47H247ZM162 49L165 50V49H167V47L162 48ZM188 49H189V47H188ZM128 50H129V49H128ZM154 50H155V49H154ZM159 50H161V49L159 48ZM242 50H244V49H242ZM155 51H156V50H155ZM190 51H191V50H190ZM194 51H195V50H194ZM126 52H127V51H126ZM170 52H171V51H170ZM176 52H177V51H176ZM232 52H233V51H232ZM237 52H238V51H237ZM163 53L165 54V51H163ZM238 53H239V52H238ZM122 54H123V53H122ZM127 54H129V53H127ZM168 54H169V53H168ZM172 54H173V52H172ZM195 54H196V53H195ZM207 54L209 55V53H207ZM245 54H246V53H245ZM153 55H154V53H153ZM156 55H157V54H156ZM160 55H162V54H160ZM173 55H174V54H173ZM237 55H238V54H237ZM243 55H244V54H243ZM158 56H159V55H158ZM164 56L166 57L167 55H164ZM164 56H163V57H164ZM226 56H227V55H226ZM238 56H239V55H238ZM156 57H157V56H156ZM156 57H155V58H156ZM168 57H170V55H168L167 58H168ZM171 57H173V56L171 55ZM174 57H175V56H174ZM192 58H193V57H192ZM211 58H212V57H211ZM215 58H216V57H215ZM169 59H171V58H169ZM169 59H168V60H169ZM219 59H220V57H219ZM242 59H243V58H242ZM255 59H256V58H255ZM133 60H134V59H133ZM133 60H132V58H131V56H130V54H129V61H128V62H130V64H135V62H134ZM166 60H167V59H166ZM208 60H209V59H208ZM244 60H246V59H244ZM211 61H212V60H211ZM217 61H218V60H217ZM217 61H215V62H217ZM222 61H223V60H222ZM122 62H123V61H122ZM128 62H127V64H126V66L128 65ZM238 62H239V61H238ZM157 63H158V62H157ZM162 63H163V62H162ZM169 63H170V62H168V64H169ZM217 63H218V62H217ZM219 63H221V62H219ZM219 63H218V64H219ZM229 64H230V63H229ZM121 65H123V64H121ZM158 65H159V64H158ZM222 65H223V64H222ZM222 65H221V66H222ZM232 65H233V64H232ZM126 66H125V69L127 68ZM129 66H130V65H129ZM134 66H135V65H134ZM137 66H138V64H137ZM169 66H170V64H169ZM178 66H179V65H178ZM227 66H228V65H227ZM257 66H258V65H257ZM131 67H132V65H131ZM135 67H136V66H135ZM135 67H134V68H135ZM138 67H139V66H138ZM138 67H136V68H138ZM173 67H174V66H173ZM190 67H191V66H190ZM244 67H245V66H244ZM132 68H133V67H132ZM132 68H129V69L132 70ZM139 68H140V67H139ZM251 68H252V67H251ZM114 69H115V68H114ZM236 69H237V68H236ZM121 70H122V69H121ZM126 70H127V69H126ZM126 70H124L125 72H121V73H123V75H127V74H126V73H127ZM138 70H140V69H138ZM142 70H143V68H142ZM171 70H172V69H171ZM173 70H174V69H173ZM219 70H220V68H219ZM87 71H88V70H87ZM95 71H96V70H95ZM223 71H224V70H223ZM137 72H138V71H137ZM146 72H147V71H146ZM146 72H145V73H146ZM182 72H183V71H182ZM48 73H49V72H48ZM88 73L91 74L92 72H88ZM100 73H101V72H100ZM100 73H98V74L96 73V75H99ZM111 73H112V72H111ZM124 73H125V74H124ZM135 73H136V72H135ZM142 73H143V71H142ZM142 73H141V74H142ZM262 73H263V71H262ZM84 74H85V73H84ZM90 74H89V76L87 75V77H89V78L91 79L92 86H91V85H89V86H90L93 90L98 91L99 94H101L103 91L106 92V89H108V88L105 87V84L102 83V82H101V83H98V82H100V81L98 80V78H101V77H97V78H96V76L94 75V73H93L92 75H90ZM117 74H118V73H116V74L114 73V75H117ZM119 74H120V73H119ZM119 74H118V75H119ZM184 74H185V73H184ZM215 74H216V73H215ZM114 75H112V77H114ZM120 75H122V74H120ZM123 75H122L121 77H123V79H124L125 81H128V79L124 78ZM128 75H129V74H128ZM132 75H133V74H132ZM180 75H181V74H180ZM142 76H143V75H142ZM173 76H174V75H173ZM85 77H86V76H85ZM118 77H119V76H118ZM121 77H119V78L122 79ZM127 77H129V76H127ZM130 77H131V76H130ZM130 77H129V78H130ZM245 77H246V76H245ZM251 77H252V76H251ZM89 78H88V79H89ZM133 78H134V77H132L131 79H133ZM140 78H141V77H140ZM211 78H212V77H211ZM101 79H102L101 81H103V79H104V81H107V79L105 80L104 77L101 78ZM110 79H111V78H110ZM114 79L116 80V78H113V80H112V79H111V80L113 81V84L115 85V82H116V81H114ZM174 79H175V78H174ZM191 79H192V77H191ZM134 80H135V82H136L138 79H133V82H134ZM139 80H140V79H139ZM142 80H143V79H142ZM55 81H56V80H55ZM108 81H110L109 78H108ZM112 81H111V82H112ZM120 81H121V80H120ZM120 81H119V82H120ZM125 81H124L123 83H125ZM140 81H141V80H140ZM140 81H138V82H140ZM151 81H153V80H151ZM138 82H136V83H138ZM105 83H106V82H105ZM108 83H109V82H108ZM123 83H122V84H123ZM136 83H134V86H135ZM179 83H180V82H179ZM230 83H231V82H230ZM65 84H66V83H65ZM110 84H112V83H109V85H110ZM113 84H112V85H113ZM117 84H118V79H117ZM119 84H120V83H119ZM119 84H118V85H115V87H116V86L118 87V86L122 85V84H120V85H119ZM176 84H177V83H176ZM184 84H185V83H184ZM63 85H64V84H63ZM87 85H88V84H87ZM101 85H102V86H101ZM103 85H104V87H103ZM107 85H108V84H106V86H107ZM109 85H108L107 87H109ZM112 85H111V86H112ZM123 85H125V84H123ZM123 85H122V86H123ZM136 85H137V84H136ZM146 85H147V84H145L144 82H143V83H138V87H143V88H144V87H147ZM180 85H181V83H180ZM89 86H88V87H89ZM122 86H120V88H121ZM153 86H154V85H153ZM156 86H157V85H156ZM158 86H159V85H158ZM202 86H203V85H202ZM60 87H61V86H60ZM66 87H67V86H66ZM71 87H73V86H71ZM100 87H101V90H100ZM102 87H103V88H102ZM64 88H65V87H64ZM73 88H74V87H73ZM104 88H105V90H104ZM118 88H119V87H118ZM134 88H137V86H135ZM143 88H141V89L138 88V89H140L141 91L146 89V88H144V89H143ZM199 88H200V87H199ZM248 88H249V87H248ZM87 89H88V88H87ZM147 89H149V87H148ZM209 89H210V88H209ZM244 89H245V88H244ZM249 89H251V88H249ZM66 90H67V89H66ZM89 90H91V89H89ZM99 90H100V91H99ZM102 90H103V91H102ZM112 90H113V89H112ZM136 90H137V89H136ZM157 90H158V89H157ZM259 90H260V89H259ZM109 91H110V90H107V92H109ZM146 91H147V90H146ZM149 91H151V90H149ZM256 91H257V90H256ZM91 92H92V91H91ZM100 92H101V93H100ZM105 92H103V93H105ZM115 92H116V91H114L113 93L115 94ZM122 92H123V90H122ZM122 92H121V93H122ZM124 92H125V91H124ZM136 92H138V91H136ZM139 92H140V91H139ZM139 92H138V93H139ZM142 92L145 93V96L147 95L145 91H142ZM142 92H141V93H142ZM151 92H153V91H151ZM64 93H65V92H64ZM64 93H63V94H64ZM93 93H94V92H92V94H93ZM103 93H102V94H103ZM110 93H111V91H110ZM110 93H109V95H110ZM113 93H112V95H113ZM127 93H128V91H127ZM127 93H126V94H127ZM138 93H137V94H138ZM153 93H155V92H153ZM153 93H151V94L154 95ZM199 93H200V92H199ZM260 93H261V92H260ZM78 94H79V93H78ZM81 94H82V93H81ZM118 94H119V92L117 93V95H118ZM124 94H125V93H124ZM126 94H125V96H123V97L127 98L126 96H128V95H126ZM148 94H149V96H151L150 93H148ZM155 94H157L156 96H157V98H159L158 103L161 102L160 104H162L163 107H161V105H160V107L162 108V110H161V108L158 107V104H157V107L160 108V110H159L158 108L155 107L156 105H154L155 108H152V109H155L154 112H156V110H158V111H160V112L162 111L161 113H163V114H164V113H165V114H168V116H169L170 119L172 120V122H173L174 126L176 127V129H180V132H178L177 134L175 133V131H173V133L176 134V135H171V136H175V137H176V136L178 135L177 137L181 138V139H179L180 141H181L182 139H183L184 141H185V140H189L188 137H190V139H192V138L194 137L195 139L193 138V141L197 139L196 137H200L201 139H203V135H204V134L202 135L203 132H202L201 134H200L199 132L196 133V131H194V130H192V129L186 127V126H184V124L182 123V121H180L181 118H180V119L178 118L177 113L180 111L179 113L181 114V113L183 112V109H182V108H184V106H185L186 109L189 108V107H186L185 103H184V106H182L183 103H182V101H179V99H177V100H176V98H175V99H172V98H171L172 96H171V97H170V96L168 97L167 95L162 96L163 94L159 95V93H155ZM76 95H77V94H76ZM115 95H116V94H115ZM120 95H121V94H119V96H120ZM258 95H259V94H258ZM67 96H68V94H67ZM96 96H97V95H96ZM110 96H111V95H110ZM121 96H122V95H121ZM130 96H131V94H130L128 97H130ZM142 96H143V95L141 94L140 97H142ZM147 96H148V95H147ZM154 96H155V95H154ZM176 96H177V95H176ZM199 96H200V95H199ZM64 97H66V96H64ZM87 97H88V96H87ZM104 97H106V94H105ZM111 97H112V96H111ZM131 97H132V96H131ZM151 97H152V96H151ZM201 97H202V96H201ZM70 98H71V97H70ZM77 98H78L77 100H76V98H73V99H75V100H73V101H75L76 104L78 103V104H77L78 106H81L82 104H79V103H81V101H80V100H81V97L78 96ZM79 98H80V99H79ZM106 98H107V97H106ZM112 98H113V97H112ZM116 98H119V99H117L116 101L113 100L114 98L110 100V101L113 100V102H115L114 105H115L117 102H120V97H116ZM116 98H115V99H116ZM142 98H143V97H142ZM157 98H156V99H157ZM177 98H178V97H177ZM199 98H200V97H199ZM64 99H65V98H64ZM127 99H128V98H127ZM130 99H131V98H130ZM148 99L151 100L150 97H149ZM254 99H255V98H254ZM66 100H68V97L66 98ZM122 100L125 102L124 99H122ZM143 100H144V98H143ZM153 100H154V99H153ZM128 101H129V100H128ZM141 101H142V100H141ZM260 101H261V100H260ZM133 102H136V101H133ZM137 102H138V101H137ZM137 102H136V103H137ZM145 102H147V101L145 100ZM145 102H142V103H145ZM151 102H152V101H151ZM82 103H83V102H82ZM122 103H123V102L121 101V105H120V107L122 106ZM125 103H126V102H125ZM125 103H124V105H126ZM130 103H131V102H130ZM130 103H129V104H130ZM138 103H139V102H138ZM147 103L150 104L149 101H148ZM152 103H153V102H152ZM152 103H151V104H152ZM84 104H85V103H84ZM119 104H120V103H119ZM119 104H118V105H119ZM127 104H128V103H127ZM133 104H134V103H133ZM145 104H146V103H145ZM210 104H211V103H210ZM118 105H117V106H118ZM124 105H123V108H121L122 110L125 109V108H124ZM130 105H131V104H130ZM130 105H129V106H130ZM134 105H135V106H133V108H131V109H133V111H134V107H136V108H138V109L140 108V111H141V108H142L141 105L138 104L139 107H138L136 104H134ZM142 105H143V104H142ZM78 106H77V107H78ZM126 106H127V105H126ZM131 106H132V105H131ZM143 106H144V105H143ZM146 106H150V105H147V104H146L145 107H146ZM204 106H205V105H204ZM261 106H262V105H261ZM84 107H85V106H84ZM115 107H116V106H115ZM120 107H119V108L117 107V108L119 109V111L121 110ZM136 108H135V109H136ZM185 108H184V110H185ZM86 109H87V108H86ZM142 109H143V108H142ZM146 109H148V108H146ZM146 109H145V110H146ZM163 109H164L165 112H163ZM204 109H205V108H204ZM78 110H79V109H78ZM80 110H81V109H80ZM122 110L120 111L121 114H122V112H123ZM126 110H129V108H126ZM136 110H137V109H136ZM200 110H201V109H200ZM258 110H259V109H258ZM115 111H116V110H115ZM124 111H125V110H124ZM129 111H130V110H129ZM133 111H132V112H133ZM148 111H149V110H148ZM158 111H157L156 113H158ZM191 111H192V110L189 109L190 114H188V112H187V114H188L187 116H186V113H185V114L183 113L182 115H185L186 117H188V116L190 115V118H191V116H192V118H193L194 120H196V122L198 121V123L200 122L201 124L204 123V124H205L204 127L207 128L206 132L209 131L208 129H210L211 132H212V130L216 131L217 134L213 133L214 131L212 132L213 134H212V133H211V134H212L213 136H217V137H218V140H219V138H220L219 136L223 135L222 133H221V135H220V133H218V132H220L221 127L219 126L220 129H217L215 126L211 125L212 122H211V123H208V121L210 122V118H211L210 116L208 117V116H206V115L204 114L207 118H209V119H205L204 117H203V118L201 117V116H204L202 112H201L202 115L200 114V116H199V115L196 114V113H197L196 110H194V111H196L195 114L192 113ZM84 112H85V111H84ZM130 112H131V111H130ZM152 112H153V111H152ZM184 112H186V110H185ZM204 112H205V111H204ZM126 113H127V112H124L123 114H126ZM134 113H136V112L134 111ZM134 113H133V114H134ZM199 113H200V111H199ZM199 113H198V114H199ZM131 114H132V113H131ZM131 114H128V115L133 116V115H131ZM147 114H148V113H147ZM150 114H151V115H150ZM150 114H149V115H150V117H151V116H152V113H150ZM163 114H162V116H163ZM165 114H164V116H165ZM180 114H179V116H180ZM208 114H209V113H208ZM149 115H148V116H149ZM157 115L159 116L160 114H157ZM182 115H181V116H182ZM87 116H88V115H87ZM158 116H156V114H155V116H154V114H153V117H154V118H155V117L158 118ZM162 116H161V120H162V118H164V116H163V117H162ZM181 116H180V117H181ZM185 116H184V117H185ZM134 117H135V116H133V118H134ZM153 117H152V118H153ZM186 117H185V119H184L185 122L187 121L186 119H189V117H188V118H186ZM89 118H90V117H89ZM152 118H151L150 121L155 120V119H152ZM165 118H166V117H165ZM192 118H191V119H192ZM229 118H230V117H229ZM131 119H132V118H131ZM131 119H130V120H131ZM135 119H136V117H135ZM135 119H134V120H135ZM182 119H183V118H182ZM182 119H181V120H182ZM204 119H205V120H204ZM159 120H160V118H159ZM159 120H156V121L160 122L161 120H160V121H159ZM164 120H165V119H164ZM184 120H183V121H184ZM189 120H190V119H189ZM194 120H192L193 122L190 120L191 122H190L189 124L194 123ZM140 121H141V120H140ZM150 121H149V120H148V121L146 120L147 124H148V122H150ZM165 121H166V120H165ZM133 122H134V121H133ZM142 122H143V124L145 125L144 121H141V123H142ZM162 122H163V120H162ZM188 122H189V121H188ZM90 123H91V122H90ZM95 123H96V122H95ZM137 123H138V122H137ZM139 123H140V122H139ZM141 123H140V124H141ZM87 124H88V123H87ZM143 124H142V125H143ZM147 124H146V125H147ZM149 124H152V123H149ZM149 124H148V126H149ZM157 124H160V125H161V123H157ZM168 124H169V122H168ZM196 124H197V123H196ZM201 124H200V125H201ZM204 124H203V125H204ZM213 124H215V123L213 122ZM88 125H89V124H88ZM146 125H145V126H146ZM163 125H165L166 127H168V126L170 127V125L167 126V122H166L165 124H163ZM194 125H195V123H194ZM203 125H201V126H203ZM148 126H147V127H148ZM165 126H164V127H165ZM206 126H207V127H206ZM120 127H121V126H120ZM142 127H143V126H142ZM158 127H159V126H158ZM172 127H173V126H172ZM204 127H203V128H204ZM74 128H75V127H74ZM110 128H111V127H110ZM144 128H145V127H144ZM148 128H149V127H148ZM148 128H147V130H148ZM152 128H153V127H150L149 130L152 129ZM154 128H155V127H154ZM203 128H202V129H203ZM234 128H236V127H234ZM125 129H126V128H125ZM156 129H157V128H156ZM161 129H162V127H161ZM167 129H169L168 131H170V129L172 130L173 128H167ZM181 129H182V131H181ZM202 129H201V130H202ZM229 129H230V128H228V130H229ZM128 130H129V129H128ZM153 130H154V129H153ZM153 130H152L151 133H153ZM158 130H159V128L157 129V131H158ZM163 130L165 131L166 129H163ZM163 130H160L161 133L158 131V133H160V135L162 136L163 140H164V137H166L165 139L168 141V140L170 139V137H168L169 139L167 138V136H168V135L166 136L167 133H166V134L164 133L165 136L163 137V132H164ZM218 130H219V131H218ZM150 131H151V130H150ZM154 131H155V130H154ZM157 131H156V132H157ZM162 131H163V132H162ZM166 131H167V130H166ZM203 131H204V130H203ZM210 131L208 132L209 134H210ZM64 132H65V131H64ZM156 132H155V133H156ZM170 132H172V131H170ZM95 133H96V132H95ZM129 133H131V131H129ZM129 133H128V134H129ZM158 133H156V134H157L156 136H158ZM224 133H225V132H224ZM124 134H125V133H124ZM205 134H206V133H205ZM230 134H231V133H230ZM63 135H64V133H63ZM154 135H155V134H154ZM160 135H159V136H160ZM207 135H208V134H207ZM218 135H219V136H218ZM225 135H226V134L223 135V136H224V139L227 138V136H225ZM228 135H229V134H228ZM235 135H238V133H237V134L235 133L234 136H235ZM59 136H62V134L59 135ZM66 136H67V135L65 134V137H66ZM68 136H69V135H68ZM129 136H130V135H129ZM149 136H150V135H149ZM152 136H153V134H151V137H152ZM156 136H155V137H156ZM169 136H170V133H169ZM195 136H196V137H195ZM230 136H231V135H230ZM230 136H229V137H230ZM242 136H243V135H242ZM242 136H241V134H240L241 139H239V140L237 139V140H238V141L243 140V141L245 142V143H244L245 145H246L248 142H249L248 144H250V143H252V142L254 141L253 139H252V141H251V140H250L251 138H249V140H247L248 138H247V139H243ZM91 137H93V136H91ZM97 137H98V136H97ZM153 137H154V136H153ZM155 137H154V138H155ZM175 137H173V138H175ZM225 137H226V138H225ZM229 137H228L227 139H229ZM231 137H232V136H231ZM235 137H236V136H235ZM62 138H63V137H62ZM66 138H67V137H66ZM66 138H65V139H66ZM95 138H96V137H95ZM98 138H100V137H98ZM159 138H160V137H159ZM159 138H158V141H157V142L160 141L161 138H160V139H159ZM215 138H216V137H215ZM215 138H214V139H215ZM222 138H223V137H221V139H220L221 141H222ZM232 138H233V137H232ZM237 138H238V136H237ZM67 139H68V138H67ZM93 139H94V138H93ZM93 139H92V141H93ZM96 139H97V138H96ZM120 139H121V138H120ZM123 139H124V138H123ZM171 139H172V137H171ZM171 139H170V140H171ZM177 139H178V138H177ZM208 139H209V138H208ZM216 139H217V138H216ZM224 139H223V140H224ZM235 139H236V138H235ZM254 139H255V138H254ZM60 140L64 141V143H65V142H69V141H67V140H63V139H60ZM69 140H70V139H69ZM83 140H84V139H83ZM101 140H102V139H101ZM108 140H109V139H108ZM113 140H114V139H113ZM127 140H128V139H127ZM170 140H169V141H170ZM175 140H176V139H175ZM175 140H174V141H175ZM197 140H198V139H197ZM197 140H196V142H197ZM211 140H212V139H211ZM220 140H219V142L215 140L216 144H217V142L220 143ZM229 140L233 141L231 138H230ZM97 141H98V140H97ZM119 141H120V140H119ZM167 141H163V142L165 143V142H167ZM172 141H173V140H172ZM172 141H170V142H172ZM177 141H178V140H177ZM180 141H179V142H180ZM184 141H183V143H184ZM193 141L191 140V142H193ZM202 141H203V140H201L200 143H199V142H198V143L193 142V144L196 143V144H194V146L197 145V144H199V145L201 146V144H202L205 140H204L203 142H202ZM225 141H226V140H224L223 143H225ZM227 141H228V140H227ZM227 141H226V142H227ZM231 141H228V143L231 142ZM73 142H74V141H73ZM93 142H94V141H93ZM107 142H108V141H107ZM113 142H114V141H113ZM122 142H123V140H122ZM122 142H120V143H122ZM160 142H161V141H160ZM170 142H168V143H170ZM179 142H178V143H179ZM188 142H189V141H188ZM201 142H202V143H201ZM208 142H209V141L207 140V143H208ZM212 142H213V144H214V141H212ZM233 142H234V141H233ZM102 143H103V142H102ZM111 143H112V142H111ZM115 143H116V142H114V146L116 147ZM120 143H119V144H120ZM164 143H162V144L164 145ZM168 143L166 144L167 146H169ZM173 143H174V142H173ZM173 143H171V144H173ZM178 143H177V144H178ZM180 143L182 144V141H181ZM180 143H179V144H180ZM185 143H186V141H185ZM205 143H206V141L204 142V144H205ZM234 143H235V142H234ZM234 143H231V144L229 143V144L232 145L233 147H234V145H237V146H235L234 148H236V147H237V148L239 147V149L241 148L240 143H238L240 146L237 144V142H236L235 144H234ZM241 143H243V142H241ZM96 144H97V143H96ZM107 144H108V143H107ZM117 144H118V142H117ZM171 144H170V145H171ZM174 144H176V141H175ZM174 144H173V145H174ZM187 144H188V143H187ZM189 144H190V143H189ZM189 144H188V145H189ZM216 144H214V145L216 146ZM233 144H234V145H233ZM244 144H243V145H244ZM254 144H255V142L253 143V146H254ZM65 145H66V144H65ZM70 145H71V143H70ZM109 145H110V144H109ZM112 145H113V144H112ZM166 145H165V146H166ZM205 145H206V144H205ZM205 145L203 146V147H204V148H203L204 150H206V149L209 148V147H207V146H209V145H206V146H205ZM218 145H219V144H217V146H216L217 150H218L219 147H221V149H222V143H220V146H218ZM245 145H244V146H245ZM251 145H252V144H251ZM72 146H73V147H72ZM72 146H70V147L74 148V146H76V144H74V145H72ZM97 146H98V145H97ZM123 146H124V145H123ZM125 146H126V145H125ZM128 146H129V145H128ZM179 146H181V145H178L176 149H179V148H180ZM215 146H214V148H215ZM224 146H225V145H224ZM65 147H67V146H65ZM77 147H78V146H77ZM102 147H103V146H102ZM108 147H109V146H108ZM110 147L115 148V147H113V146H110ZM133 147H135V146H133ZM137 147H138V146H137ZM169 147H170V146H169ZM171 147H172V145H171ZM171 147H170V152L172 151V150H171ZM190 147H191V146H190ZM192 147H193V146H192ZM198 147H199V146H197V147L195 146V148L193 147V148H194L193 151H194V150L196 151V148H198ZM206 147H207V148H206ZM247 147H248V146H247ZM249 147H250V146H249ZM72 148H70V150H71ZM106 148H107V147H106ZM118 148H119V147H118ZM118 148H117V149H118ZM124 148H125V147H124ZM126 148H127V147H126ZM130 148H131V147H130ZM173 148H175V147H173ZM182 148H183V146H182ZM188 148H189V146H188ZM210 148H211V147H210ZM214 148H212V150H213ZM243 148H244V147H243ZM254 148H255V147H254ZM74 149H75V148H74ZM74 149H73V150H74ZM103 149H104V148H103ZM108 149H109V148H108ZM110 149H111V148H110ZM122 149H123V148H122ZM166 149H167V148H166ZM201 149H202V146H201ZM223 149H224V147H223ZM223 149H222V150H223ZM239 149H238V150H239ZM251 149H253V148H251ZM120 150H121V149H120ZM123 150H124V149H123ZM128 150H130V149H128ZM141 150H142V149H141ZM189 150H191V148L188 149V151H189ZM209 150H210V149H208V151H209ZM214 150H216V149H214ZM214 150H213V151H214ZM219 150H220V148H219ZM222 150H221V153H222V155H223V152H225V151H224V150L222 151ZM243 150H244V149H242V150L240 149V150L237 151V152H239V153L241 154L242 152H240V151H243ZM75 151H77L76 153L78 154L79 149H76ZM80 151H81V150H80ZM131 151H133V150H131ZM135 151H136V150H135ZM135 151H133V152H135ZM143 151H145V150H143ZM173 151L176 153V151H178V150L175 151V149H173ZM173 151H172V152H173ZM181 151H182V152H181V155H182L184 150H181ZM197 151H198V150H197ZM197 151H196V152H197ZM199 151H200V150H199ZM199 151H198V152H199ZM206 151H207V150H206ZM210 151H211V150H210ZM244 151H245V150H244ZM67 152H68V151H67ZM71 152H72V151H71ZM170 152H168L169 154L165 153L166 156L169 155V157L171 156V158H172V157L175 158V157L177 156V154L180 152V150H179V152H178L177 154H175V153L173 152V155L175 154L176 156H175V155L172 156V153H171V155H170ZM185 152H186V151H185ZM200 152H202V151H200ZM200 152H199V153H200ZM204 152H205V151H204ZM250 152H251V151H250ZM72 153H73V152H72ZM74 153H75V152H74ZM74 153H73V155H74ZM138 153H139V152L137 151V154H138ZM152 153H153V152H151V154H149V155H152ZM199 153H198V154H199ZM218 153H220V151H219ZM226 153H227V152H226ZM243 153H245V152H243ZM251 153H252V152H251ZM65 154H66V153H65ZM77 154H76V155H77ZM153 154H155V153H153ZM192 154H193V153H192ZM194 154H195V153H194ZM209 154H211V152H209ZM209 154L207 153L206 155H209ZM237 154H238V153H237ZM252 154H253V153H252ZM129 155H130V154H129ZM142 155H143V154H142ZM142 155H141V156H142ZM149 155H148V156H149ZM162 155L164 156V154H162ZM189 155H190V153H189ZM189 155H188L189 158H187L188 160H190V156H189ZM200 155H203V154L201 153ZM200 155H199V156H200ZM206 155H205V153H204V156H203V157H205ZM216 155H217V154H216ZM216 155H215V156H216ZM219 155H220V154H219ZM225 155H227V154H225ZM243 155H244V154H243ZM78 156H79V155H78ZM146 156H147V153H146ZM146 156H143V157H146ZM148 156H147L146 158H148ZM156 156H159V157H160V154H159V155H153L154 158H157ZM163 156H162V157H163ZM166 156H164V157H166ZM191 156H193V155H191ZM194 156H197V155L195 154ZM194 156H193V158H194ZM215 156L210 155V157H215ZM223 156H224V155H223ZM239 156H240V155H239ZM239 156H238V157H239ZM245 156H248V155H245ZM262 156H263V155H262ZM62 157H63V156H62ZM68 157H69V156H68ZM68 157H67V158H68ZM134 157H136V156L134 155ZM138 157H139V156H138ZM151 157H152V156H151ZM151 157H150V159L148 158V159H149V163H150L151 160H152V162H153V161H156L155 163H157V159H158V161H159L160 159H161V161L164 159V161L166 162L165 158H160V159H159V157H158L157 159H154V160H153V158L151 159ZM178 157H181V156H179V154H178V156H177L175 159L173 158V160L176 161V159H177ZM201 157H202V156H201ZM201 157H200V159H201ZM207 157H208V156H207ZM207 157H206L205 159H208V158H209V157H208V158H207ZM216 157H217V156H216ZM242 157H243V156H242ZM248 157H249V156H248ZM248 157H246V158H248ZM254 157H255V156H254ZM256 157H257V156H256ZM18 158H19V157H18ZM18 158H17V159H18ZM69 158H70V157H69ZM69 158H68V159H69ZM78 158H79V157H78ZM140 158H141V157H140ZM167 158H168V157H167ZM171 158H170V159H171ZM182 158H184V157H181V159L179 158V160H181V162L184 164L185 161H187V160H185V161L183 162V161H182ZM195 158H196V157H195ZM195 158H194V159H195ZM198 158H199V157H198ZM218 158L223 159L224 157H222V156L220 155ZM218 158H215L214 160H216V159H218ZM225 158H226V156H225ZM244 158H245V157H244ZM250 158H251V157H250ZM250 158H249L250 161L248 160V161H249V164H250L251 159H252V158H251V159H250ZM257 158H258V157H257ZM21 159H22V158H21ZM21 159H20L19 161L17 160L18 162H20V164H17V163H15V164H17V166L20 165L19 168H21L22 170H26V171H27L28 169H31L32 166H36V168H37V165H39V164L34 165L35 162H34V163L32 162V166H31V162H28V160L25 161L24 159H23V160L25 161V163H27V165H26L24 162H23V164H22V163H21ZM80 159L82 160V158H80ZM83 159H84V158H83ZM137 159L139 160V158H137ZM148 159H146V161H148ZM202 159H204V158H202ZM240 159H242V158L240 157ZM3 160H5V159H3ZM23 160H22V161H23ZM74 160H76V159H74ZM78 160H79V159H78ZM78 160H77V161H78ZM140 160H142V158H141ZM168 160H169V159H168ZM210 160H211V158H210ZM229 160H230V159H229ZM244 160H245V159H242V162H244ZM246 160H247V159H246ZM246 160H245V161H246ZM252 160H253V159H252ZM254 160H255V159H254ZM254 160H253V161H254ZM256 160H257V159H256ZM17 161H16V162H17ZM68 161H71V160H68ZM161 161H160V162H161ZM164 161H162V162L165 163ZM169 161H170V163H169ZM169 161H167V163H168V164H171L172 160H169ZM175 161H173L172 164H173ZM195 161H196V160H195ZM195 161H194V162H195ZM198 161H199V160H198ZM198 161H197V162H198ZM206 161H209V159H208V160H205L204 162H206ZM217 161H218V160H217ZM223 161H225V160H223ZM223 161H221V162H223ZM6 162H7V161H6ZM8 162H9V161H8ZM85 162H86V161H85ZM85 162H84V163H85ZM201 162H202V160H201ZM212 162H213V161H212ZM212 162H211V163L209 162L210 165L213 164ZM215 162H216V161H215ZM221 162L218 161V162H216V164L219 163L218 166H219L220 164L222 165ZM230 162H231V161H230ZM254 162H255V161H254ZM28 163H29V165L31 166V168H30V166H28ZM73 163H74V162H73ZM79 163H80V162H79ZM147 163H148V162H147ZM167 163H166V164H167ZM187 163H190V168H191V169H192V168H193V169L196 168V166H195V165H196V162H195V164H194V163H192L191 161H187ZM199 163H200V162H199ZM199 163H198V164H199ZM202 163H203V162H202ZM209 163H208V162H207V163H203V165H205V164L207 165V164H208V165H207V166H208V168H207L208 170L211 168V166H210V168H209ZM227 163H228V162H227ZM227 163H226V165H227ZM245 163H247V165H245L244 163L233 165L234 163H232V166H233V169H235V171H236L235 173H237L236 177L240 175L241 178H245L246 180H248V179H249L248 176L251 175V174H248V173H249L250 171H253V170H251V169H249V168H248L249 170H247L246 166H248V162H245ZM9 164H10V163H9ZM77 164H78V163H77ZM77 164H76V165H77ZM85 164H86V163H85ZM153 164H154V162H153ZM158 164H159V163H158ZM158 164H157V165H158ZM253 164H254V163H253ZM253 164H252V166H253ZM40 165H41V164H40ZM40 165H39V166H40ZM81 165H82V164H81ZM86 165H87V164H86ZM150 165H151V164H149V166H150ZM187 165H188V164H187ZM199 165H200V164H199ZM203 165H202V166H203ZM214 165H215V164H214ZM228 165H229V164H228ZM228 165H227V166H228ZM230 165H231V164H230ZM243 165H244V166H243ZM10 166H11V165H10ZM39 166H38V168H37L36 170L39 169ZM77 166H79V164H78ZM89 166H90V165H89ZM91 166H92V165H91ZM108 166H109V165H108ZM145 166H146V165H145ZM152 166H153V165H152ZM154 166H155V165H154ZM159 166H160V165H159ZM162 166H163V165H162ZM176 166H177V165H176ZM188 166H189V165H188ZM218 166H217V168H216V170H215V171H216L215 173H216V175H217L218 173H219V175H222V174L220 173L221 171H218V172H217ZM232 166H230V169H232ZM234 166H235V168H234ZM194 167H195V168H194ZM19 168H18V169H19ZM42 168H43V166L41 165V166H40V170H42ZM44 168H45V167H44ZM81 168H82L81 170H83V166H81ZM87 168H88V166H87ZM98 168H99V166H98ZM100 168H101V167H100ZM109 168H110V166H109ZM147 168H148V166H147ZM177 168H178V166H177ZM190 168H189V169H190ZM198 168H199V170H202L201 165L198 166ZM198 168H197V169H198ZM200 168H201V169H200ZM212 168H213V165H212ZM34 169H35V168H34ZM34 169H31V170H34ZM73 169H74V168H73ZM76 169H77V168H76V166H75V170H76ZM78 169H79V168H78ZM84 169H85V166H84ZM89 169H91V168L89 167ZM103 169H104V166H103ZM151 169H152V168H151ZM179 169H181V168H179ZM185 169H186V166H185ZM185 169H184V170H185ZM207 169H206L205 166H204V170H206V172H207V173L205 172V174H204V176H205V177H204V180H205L206 177L210 176V175H209L210 172H211L212 176L215 174V173L212 172L215 168H213L211 171L209 170L210 172H209ZM233 169H232V170H233ZM252 169H256V165H255V164H254V168H252ZM14 170H15V169H14ZM40 170H38L37 173H38ZM44 170H45V169H43V171H44ZM75 170H74V171H75ZM79 170H80V169H79ZM87 170H88V169H87ZM184 170L181 169V171H183V173H184ZM195 170H196V169H195ZM199 170H198V171H199ZM204 170H202L203 173H204ZM218 170H219V169H218ZM15 171H16V170H15ZM85 171H86V169H85ZM91 171H92V169H91ZM91 171L89 172L90 174L88 173L89 175H91V173H92V175H93L94 171H92V172H91ZM108 171H109V170H108ZM186 171H187V170H185V172H186ZM193 171H194V170H193ZM196 171H197V170H196ZM198 171H197V172H198ZM228 171L230 172V170H228ZM248 171H249V172H248ZM257 171H258V169H257ZM260 171H261V169H260ZM260 171H259V173L261 174L262 171H261V172H260ZM263 171H264V170H263ZM19 172H20V169H19ZM33 172L35 173V171H33ZM41 172H42V171H41ZM46 172H47V171H46ZM78 172L80 173V171H77V172H74V174L77 173V175H78ZM81 172H84V171H81ZM100 172H101V169H100ZM173 172H174V171H173ZM199 172H200V171H199ZM199 172H198V173H199ZM232 172H233V171H232ZM253 172H254V171H253ZM253 172H252V173H253ZM255 172H256V170H255ZM24 173H25V171H24ZM27 173H28V171H27ZM29 173H30V171H29ZM29 173H28V174H29ZM37 173H35V174H37ZM108 173H110V172H108ZM119 173H120V172H119ZM123 173H124V171H123ZM125 173H127V172H125ZM187 173H189V170H188L185 174H187ZM190 173H191V171H190ZM190 173H189V175H191ZM195 173H196V172H195ZM195 173H192L193 176L196 175ZM200 173H202V172H200ZM200 173H199V174H200ZM235 173L233 172L232 174L235 175ZM257 173H258V172H257ZM259 173L257 174V176H259ZM262 173H263V172H262ZM32 174H33V173H32ZM38 174H40V172H39ZM55 174H56V173H55ZM55 174H54V175H55ZM61 174H62V173H61ZM72 174H73V173H71V175H72ZM74 174H73V175H74ZM81 174H82V173H81ZM81 174H80V175H81ZM180 174H182V173H180ZM185 174H184V176H185ZM194 174H195V175H194ZM199 174H197L198 176H195V177H199ZM206 174H208V175H206ZM33 175H34V174H33ZM62 175H63V174H62ZM65 175H66V174H65ZM123 175H124V174H123ZM127 175H128V173H127ZM252 175H253V174H252ZM252 175H251V176H252ZM261 175H262V174H261ZM19 176H20V174H19ZM23 176H24V175H23ZM27 176H28V175H27ZM66 176H67V175H66ZM75 176H76V175H75ZM84 176H85V174H84ZM84 176H83V177L81 176V177L84 178V179H86L85 183L83 182L84 180H83L82 182H81V181H78V176H77V179L75 178L76 180H73V179H72V180L75 181V182L78 181L79 183H82V185L85 184V186H83V187H84V188H88V192H89V191H92L93 189L95 190V189L98 187V185H100V184H97V183H98V180L94 179L93 176H89L88 180H87V177L85 176V177H86V178H85ZM96 176H97V175H96ZM96 176H95V178H96ZM99 176H100V175H99ZM99 176H98V177H99ZM105 176H106V175H105ZM121 176H122V175H121ZM132 176H133V175H132ZM186 176H188V175H186ZM212 176H211V177H212ZM214 176H215V175H214ZM25 177H26V176H25ZM42 177H43V176H42ZM92 177H93V178H92ZM113 177H114V176H113ZM195 177H194V178H195ZM221 177H222V176H221ZM221 177L219 178V176H217V177L215 178V179H217V178L219 179V180L217 179V180H218L217 182L220 181V183H221V179H222ZM247 177H248V179H247ZM259 177H260V176H259ZM261 177L264 178V174H263ZM82 178H80V179L82 180ZM99 178H100V177H99ZM104 178H105V177H103V180L107 181L106 178H105V179H104ZM116 178H117V177H116ZM119 178H120V177H119ZM121 178H122V177H121ZM138 178H139V176H138ZM177 178H178V177H177ZM177 178H176V179H177ZM184 178H185V177H184ZM186 178H187V177H186ZM194 178H192V177L189 176L188 179H193V180H194ZM213 178H214V177H212V178L209 177V180H211V179H213ZM237 178H238V177H237ZM241 178L239 177V179H241ZM251 178H252V177H250V179H251ZM195 179H196V178H195ZM202 179H203V177H202ZM202 179H201V180H202ZM206 179H207V180H205L204 183H207V182L209 183L208 178H206ZM245 179H244V181H245ZM254 179H255V178H254ZM72 180H71V181H72ZM116 180H118V178H117ZM116 180H115V181H116ZM119 180H120V179H119ZM127 180H128V179H127ZM140 180H141V179H140ZM171 180H172V179H171ZM171 180H170V181H171ZM241 180H242V181H240V180H239V181H240V182H244L243 179H241ZM115 181H114V182L112 181V182L115 183ZM121 181H122V180H121ZM176 181H177V180H176ZM180 181H181V180H180ZM188 181H190V180H188ZM202 181H203V180H202ZM211 181H212V180H211ZM211 181H210V182H211ZM213 181L215 182V184L213 183ZM213 181H212V186H211L212 189H213V187H216V185H217V184H216V180L213 179ZM223 181H224V180H223ZM239 181L236 182V184H234V185L231 186V187H232V188H233L234 186L236 187V185H237V183H239ZM249 181H250V180H249ZM249 181H246V182L248 183ZM251 181H252V180H251ZM75 182H74V183H75ZM116 182H117V183H120V181H116ZM122 182H124V181H122ZM129 182H130V181H129ZM137 182H138V180H137ZM171 182H172V181H171ZM183 182H184V181H183ZM190 182H191V181H190ZM190 182H189V183H190ZM224 182H225V181H224ZM95 183H96L97 187H94ZM117 183H116V184H117ZM124 183H125V182H124ZM168 183H169V182H168ZM187 183H188V182H187ZM187 183H186V184H187ZM201 183H202V182H201ZM220 183H218L220 189H218L219 187H218V188L216 187L217 190H219V191H220L221 189L224 188ZM222 183H223V182H222ZM244 183H245V182H244ZM247 183H246V184H247ZM75 184H78V183H75ZM110 184H111V181H110V183H108V185H110ZM116 184H115V186H114V187H116V188H114V189H115L116 191H117V190L119 191L120 189H117L119 184H118L117 186H116ZM126 184H127V182H126L125 184L121 183L120 185L125 186ZM136 184H137V183H136ZM141 184H142V183H141ZM141 184L138 183V185H141ZM143 184H144V183H143ZM178 184H179V183H178ZM209 184H211V183H209ZM225 184H227V183H225ZM239 184H240V183H239ZM78 185H79V184H78ZM82 185H79V186L81 187ZM106 185H107V184H106ZM106 185H105V186H106ZM120 185H119V188H121ZM127 185H129V184H127ZM187 185H188V184H187ZM199 185H200V184H199ZM207 185H208V184H206V186H207ZM214 185H215V186H214ZM223 185H224V183H223ZM240 185H241V184H240ZM240 185H239V186H240ZM244 185H245V184H244ZM244 185H243V183H242V187H243ZM1 186H2V185H1ZM5 186H6V185H5ZM7 186H8V185H7ZM7 186H6V188H9V187H7ZM100 186H101V185H100ZM103 186H104V185H103ZM110 186H111V187H109V189H111V188L113 189V187H112L113 185L111 184ZM136 186H137V185H136ZM163 186H164V185H163ZM188 186H189V185H188ZM206 186H205V190L207 189V192H208V194H209V192H210L211 189H209L210 187H209V188H208V187L206 188ZM208 186H209V185H208ZM217 186H218V185H217ZM224 186H225V185H224ZM227 186H228V185H226V189H225L223 192H222V190H221L222 193H220V192H215V193H217V194L220 193V195H222V194H223V195L227 194V195H229L230 197H231V195H234V196H235V194H233V193H236V192H237V191L235 190V187H234V192L231 194V193H226V192H229V191H230V190H229V191H226L227 189H229V188H227ZM246 186H247V185H246ZM83 187H82V188H83ZM92 187H94V188H92ZM129 187H130V186H129ZM137 187H138V186H137ZM139 187H140V186H139ZM145 187H146V186H145ZM167 187H168V186H167ZM186 187H187V186H186ZM191 187H194V186H190V188H191ZM221 187H223V188H221ZM228 187H229V186H228ZM242 187H238V188H242ZM244 187H245V186H244ZM82 188H81V190H82ZM91 188H92V189H91ZM122 188H125V187H122ZM152 188H153V187H152ZM152 188H151V189H152ZM182 188H183V187H182ZM182 188H181V190H183L182 193H186L185 191H186L187 189L184 191V188H185V187H184L183 189H182ZM199 188H200V187H199ZM201 188H202V185H201ZM232 188H231V191H232ZM236 188H237V187H236ZM238 188H237V190H239ZM247 188H248V187H247ZM10 189H11V188H10ZM10 189H9V190H10ZM89 189H91V190H89ZM139 189H140V188H138V190H139ZM144 189H145V188H144ZM147 189H148V187H147ZM165 189L168 190V188H166V186H165ZM245 189H246V187H245ZM15 190H16V189H15ZM94 190H93V192H94ZM115 190H112V191L115 192ZM123 190H125V189H123ZM132 190H133V189H132ZM138 190H137V191H138ZM152 190H153V189H152ZM172 190H173V189H172ZM172 190H171V191H172ZM178 190H180V189H177V191H178ZM181 190H180L178 193H175V194H180L181 196L184 195V194L181 193ZM188 190H189V189H188ZM188 190H187V191H188ZM208 190H209V191H208ZM215 190H216V189H215ZM215 190H214V191H215ZM217 190H216V191H217ZM247 190H248V189H247ZM13 191H14V190H13ZM13 191H11V192H13ZM83 191H86V192H87V190H84V189H83ZM83 191H82V192H83ZM98 191H99V190H98ZM120 191H121V190H120ZM154 191H155V190H154ZM169 191H170V188H169ZM202 191H203V190H202ZM225 191H226V192H225ZM231 191H230V192H231ZM245 191H246V190H245ZM7 192L9 193L10 191L3 189V187H2V188L0 187V198H1V196H6V195L8 194ZM11 192H10V193H11ZM88 192H87V193H88ZM147 192H148V191H147ZM159 192H160V191H159ZM166 192H167V191H166ZM188 192H190V191H188ZM197 192H198V191H197ZM211 192H212V191H211ZM224 192H225V194H224ZM241 192H243L244 195L246 194V193L244 192L243 188H242V190H239V196L242 194ZM249 192H250V191H249ZM16 193H17V192H16ZM116 193L118 194L119 192H116ZM145 193H146V191H145ZM164 193H165V192H164ZM173 193H174V192H173ZM173 193H172V195H173ZM240 193H241V194H240ZM14 194H15V193H14ZM14 194H13V195H14ZM17 194H18V193H17ZM91 194H92V192H91ZM123 194H124V193H123ZM197 194H198V193H197ZM203 194H204V193H203ZM205 194H207V193L205 192ZM211 194H213V193H211ZM211 194H209V197H211V196H210ZM217 194H216V195H217ZM230 194H231V195H230ZM236 194H238V192H237ZM250 194H252V193H250ZM15 195H16V194H15ZM18 195H20V194H18ZM84 195H85V192H84ZM130 195H131V194H130ZM156 195H157V194H156ZM158 195L160 196V194H158ZM168 195H169V193H168ZM172 195H171V196H172ZM186 195H187V193H186ZM189 195H190V194H188V196H189ZM193 195H194V194H193ZM227 195H226V196H227ZM247 195H249V193H248ZM247 195H246V196H247ZM10 196H11V194H10ZM163 196H164V197H167V195H162V197H163ZM175 196H176V195H175ZM190 196H191V195H190ZM217 196H218V195H217ZM217 196H216V197H217ZM226 196H224L223 198H225ZM229 196H227V197H229ZM234 196H233V197H234ZM242 196H243V195H242ZM249 196H250V195H249ZM249 196H248V197H249ZM252 196H253L254 198L256 197V196H254V195H251V199H252ZM6 197H7V196H6ZM11 197H13V196H11ZM14 197H15V196H14ZM18 197H19V196H18ZM29 197H30V195H29ZM31 197H32V196H31ZM156 197H157V196H156ZM162 197H161V198H162ZM200 197H201V196H200ZM200 197H199V198H200ZM207 197H208V196H207ZM209 197H208V198H209ZM213 197L216 198L215 195H213ZM230 197H229V198H230ZM236 197H238V195L235 196L234 198H236ZM9 198H10V197H9ZM26 198H27V197H26ZM127 198H128V197H127ZM170 198H171V197H170ZM170 198L168 197V199H170ZM177 198H178V197H177ZM182 198H183V196H182ZM182 198H181V199H182ZM189 198H190V197H187V199H189ZM192 198H193V197H192ZM208 198H206L205 200H206V201H209L210 203H212V202L210 201V198H209V200H207ZM219 198H220V197H218V199H219ZM223 198H221V199H223ZM241 198H242V197H238L237 199H239L240 201H242V200L244 201V199L242 198V200H241ZM244 198H245V197H244ZM249 198H250V197H249ZM3 199L7 200L6 198H2V200H3ZM12 199H13V198H11L10 200H12ZM19 199L21 200V196H20ZM31 199H32V198H31ZM155 199H156V198H155ZM157 199H158V197H157ZM164 199H165V198H164ZM164 199H163V198H162V199L159 198L160 201L162 200L161 202H166V201H167V204L169 205V203H168V199H167V198H166L167 200H164ZM171 199H172V198H171ZM171 199H170V200H171ZM183 199H184V198H183ZM221 199H219L220 202L217 200V201H218V204L220 203V204H223V206H224L225 204L227 205V204L230 203V201L228 202L227 198H225V199H226V201H227L228 203H226L225 200L223 201V202H225V204H224V203H221V201H222ZM237 199H236V200H237ZM245 199H247V198H245ZM251 199H250V200H251ZM257 199H258V198H257ZM15 200H16V199L14 198V201H15ZM26 200H27V199H26ZM33 200H34V199H33ZM37 200H38V199H37ZM159 200H157V201H154V200H153L154 202H151V203L153 204V203L156 202V204H157V202H158ZM163 200H164V201H163ZM176 200L178 201L179 198L176 199ZM176 200L173 199L174 202H173L172 200H171V201H172V203H175ZM184 200H186V198H185ZM189 200H190V199H189ZM196 200H197V199H196ZM198 200H199V199H198ZM203 200H204V199H203ZM211 200H212V199H211ZM215 200H216V199H215ZM247 200H248V199H247ZM255 200H256V198H255ZM255 200H254V201H255ZM16 201H17V200H16ZM16 201H15V203H17V202L21 203L20 201H17V202H16ZM23 201H24V199L22 200V202H23ZM27 201H29V200H27ZM30 201H31V200H30ZM35 201H36V199H35ZM145 201H146V200H145ZM145 201H144V202H145ZM151 201H152V200H151ZM171 201H169V202H171ZM180 201H181V200H180ZM180 201H178V203H175V204H177V206H181V205H178V204H180V203L182 202V201H181V202H180ZM190 201H192V200H190ZM213 201H214V200H213ZM251 201H252V200H251ZM254 201H253L252 203H254ZM4 202H6V201H4ZM31 202H32V201H31ZM38 202H39V201H38ZM179 202H180V203H179ZM187 202H188L187 200L184 201L185 204H183V202H182L183 206L185 205L184 208L187 206V204H186ZM203 202H204V201H202V203H203ZM209 202H207L208 205H209ZM232 202H233V201H232ZM232 202H231V203H232ZM237 202H238V200L236 201V204H237V206H238V203H237ZM244 202H245V203H244ZM244 202H242V203H244L247 207L244 206V205H241V202H240V205H241V206H240V205H239V206H240V207H242V206H243V207H246V210L244 209V210H245V211H244L245 214H246V212H248V210H249V213H250V210H251L250 208L252 207L251 205H253V204H248V202H250V201H248L247 203H246V201H244ZM259 202H262V201H259V200H258V203H259ZM263 202H264V201H263ZM263 202H262V203H263ZM7 203H9V201H8ZM36 203H37V201H36ZM36 203H35V204H36ZM45 203H46V202H45ZM54 203H55V202H54ZM142 203H143V202H142ZM159 203H160V202H159ZM191 203H192V202H191ZM191 203H190V204H191ZM202 203L198 204L199 207H200V205H201ZM233 203H234V202H233ZM233 203H232V206H230L231 204H229V206H230V207H233V205L235 204V203H234V204H233ZM250 203H251V202H250ZM255 203H256V201H255ZM255 203H254L253 206H255ZM258 203L256 204V206H257V205H260V203H259V204H258ZM17 204H18V203H17ZM22 204H24L23 206L26 205V207H30V204H28L29 206H27V203H22ZM31 204H32V203H31ZM33 204H34V203H33ZM33 204H32V206H31V209L34 208V207H33ZM38 204H39V203H38ZM38 204H36V205H38ZM41 204H44V201H43V203L41 202ZM143 204H144V203H143ZM146 204H147V202H146ZM148 204H150V201H149ZM152 204H150V205H148V206L150 207ZM156 204H153L154 206H153V207L151 206V207H152V208L156 207ZM160 204H161V203H160ZM164 204L166 205V203H164ZM164 204H163V203L161 204V205H163V208L165 207ZM212 204H213V203H212ZM220 204H219V205H220ZM236 204H235V206H236ZM247 204L250 205L251 207L248 206ZM263 204H264V203H263ZM15 205H16V204H15ZM18 205H19V204H18ZM20 205H21V204H20ZM36 205H35V206H36ZM46 205L49 206V205H51V204H49V205H48V204H44V205H40V206H43L44 209H45V208H46ZM52 205H53V204H52ZM52 205H51V206H52ZM56 205H57V204H56ZM56 205H54V206H56ZM170 205H172V204L170 203ZM188 205H189V203H188ZM194 205H196V204L192 203L190 206L186 207L187 209H184V211H185V210H187V211L189 210V211H190V209L192 210V208H190V207H193ZM198 205H197V207H196V206L193 207L194 212L191 211L190 213L193 212V213L195 214V213L197 212V211H195V210H197L196 208H198ZM203 205H204V203H203ZM203 205H202V206H203ZM219 205H218V206H219ZM40 206H39V207H40ZM183 206H181L180 208L177 207V209L179 208L178 210L171 209L170 206H167V205H166V208L169 207L171 210H174V211L169 210V212H171V213H173V214H175V213L177 212V213H178V216H181L182 213H183V215L186 217V216H188L187 214H189V213H187V211H186V212H183V211H182V210H183ZM202 206H201V208H198V210L201 209V211H198V212H199V215H200L201 218L199 217V215H198L197 217H198V219H199L201 222L204 221L205 223H209V224L211 225V224L213 223L212 220H210V219H205V217H206L205 215H206L207 213L209 214L210 210H208V209H212V208H208V207H206V210L209 211V212L207 211V213H206V212L204 211V209H205L204 207H203V211H202ZM204 206H206V205H204ZM220 206H221V205H220ZM223 206H221V207L223 208ZM227 206H228V205H227ZM235 206L233 207L234 210H235ZM237 206H236V207H237ZM239 206H238V208H236V209H239V208H240ZM256 206H255L254 208H256ZM15 207H16V206H15ZM21 207H22V206H21ZM26 207H24V209H23L24 211H26V209H27ZM32 207H33V208H32ZM39 207L37 206L38 210H35V209H34V210H35L34 213H33V212H30L29 210H27L28 212H30V213H32V214L34 215V216H33V215L31 214V216L29 215V217H32V216H33V217H35V219L38 220V223H37V224H39V226L36 224L37 227H38V229H39V227H40V225H41L43 228L46 227L47 230H48V228H49V230H50V229L52 230V228L50 227V226L52 225V222H51V221H53V224H55V223H60V222H61V225H62V227H63V223H62V221H61L62 219H60L59 222H58L57 220H59V216L63 215V214H60V212H63V211L65 210V208H63L62 206H59V207H62V209H63V210L60 211L59 207H57V206H56V208H58V209H56V208L54 209L53 207H50V206H49V209L47 208V211H46V210H42V209L39 210V209H40ZM159 207H160V206L156 207V209H158ZM161 207H162V206H161ZM175 207H176V206H175ZM210 207H211V206H210ZM224 207H225V206H224ZM230 207H228V208H230ZM249 207H250V208H249ZM259 207L261 208L262 205H260ZM259 207L256 208V209H253V207H252V210H251V211H252L253 213H255V210L260 209ZM17 208H19V207H17ZM22 208H23V207H22ZM163 208H162V209H163ZM181 208H182V209H181ZM189 208H190V209H189ZM194 208H195V209H194ZM207 208H208V209H207ZM217 208H218V207H217ZM222 208L220 209V210H221V212H220L221 214L224 215V213H227V214H228V212L231 213V210L228 211L229 209H228V210L226 209V212H225V210H224L225 208H223V209H222ZM226 208H227V207H226ZM233 208H232V209H233ZM262 208H263V207H262ZM262 208H261V209H262ZM31 209H30V210H31ZM142 209H143V208H142ZM230 209H231V208H230ZM241 209H242V208H241ZM263 209H264V208H263ZM263 209H262V210H263ZM133 210H134V209H133ZM151 210H152V209H151ZM158 210H159V209H158ZM163 210H166V209H163ZM163 210H162V211L160 210V212H161L160 214H161L162 216L159 215V217L161 216V218H163V214H162ZM217 210H218V209H217ZM223 210H224V211H223ZM234 210H233L232 212H233L234 214H236V212H234ZM242 210H243V209H242ZM253 210H254V211H253ZM262 210H260V212L257 210L258 213H257V211H256V213H255V214H258V218H259V220H260L261 222L264 221V212H263L264 210H263V211H262ZM27 211H26V213H27V214H30V213H28ZM36 211H37V212H36ZM66 211H67V210H65L63 213H65ZM68 211H70V210H68ZM135 211H137V209L134 210V211H132V212L135 213ZM139 211H140V209H139ZM139 211H137L136 213L139 214V213H140ZM143 211H144V210H141V213H143ZM175 211H176V212H175ZM227 211H228V212H227ZM235 211H238V210H235ZM72 212H73V210H72ZM138 212H139V213H138ZM144 212H147V211H144ZM181 212H182V213H181ZM198 212H197L196 214H198ZM200 212H201V213H200ZM202 212L205 214V215L203 214L204 217L201 216V215H202ZM240 212H241V211H240ZM240 212H239V214L241 215L242 213H240ZM242 212H243V211H242ZM252 212H251V213H252ZM70 213H71V212H70ZM70 213H69V212H66L65 214H69V215H70ZM76 213H77V212H75V214H76ZM136 213H135V214H136ZM141 213H140L141 216H139V218L142 217V214H141ZM148 213H149V212H148ZM158 213H159V211H158ZM163 213H164V214H165V213L167 214L168 211H167V212H163ZM180 213H181V214H180ZM184 213H186V214H184ZM193 213H192V214H193ZM218 213H219V212H218ZM237 213H238V212H237ZM251 213L249 214V217L252 215ZM65 214L63 215L64 217L66 216ZM146 214H147V213H146ZM179 214H180V215H179ZM210 214H211V213H210ZM227 214H226L225 216H223V217L226 218V216H228V218H229V215H231V214H229V215H227ZM239 214H238V215H239ZM245 214L243 213L242 215H244V217H245ZM247 214H248V213H247ZM247 214H246V216L248 217ZM255 214H253V215H255ZM50 215H51V216H50ZM53 215H56V216L58 217V219H56V218H55L56 216L54 217ZM78 215H79V216H77V214H76V215L73 216V217H70V216L67 215V216H66V218L68 217V218H67V221L72 220V218H74V217H76V220H77V217H78V222H80V223L76 222V221L74 220L75 218H74L73 220L75 221V223H78V224L82 225V224H81V221H79V219L82 220V218H81L82 215H80V214H78ZM143 215H144V214H143ZM148 215H149V214H148ZM148 215H146L147 217H145V218H149V220H148V219H147L148 221L145 220V219H143V220H145V221H147V222L150 223V220H151V219H150V218H151V214L149 215L150 217H149ZM167 215L169 216V217H168V220H167V217H166ZM167 215H166L164 218H166L167 222H169L168 224L172 225V223H170V221H171L170 219L172 218V217H171L172 214H171V215H170V214H167ZM183 215L181 216L182 218L184 217ZM189 215L192 217L191 214H189ZM232 215H233V214H232ZM232 215H231V218H230V219L233 221L232 223H234V221H235L234 219H235V218L233 217L234 219H232ZM236 215H237V214H236ZM240 215H239V216H240ZM242 215L240 216L241 219H242V217H243ZM253 215H252V216H253ZM49 216H50L52 219L55 218L56 221H55V220H50V217H49ZM80 216H81V217H80ZM172 216H173V215H172ZM175 216H177V215L175 214ZM178 216H177V217H178ZM190 216H188V218H189ZM195 216H196V215H195ZM195 216L193 215L194 218H195ZM207 216H208V215H207ZM220 216L222 217V215H220ZM234 216H235V215H234ZM33 217H32V219H33L34 221H36ZM69 217H70L71 219H69ZM79 217H80V218H79ZM83 217H84V216H83ZM170 217H171V218H170ZM209 217H210V215H209L208 217H206V218H209ZM240 217H239V218H240ZM247 217H245V220H246ZM249 217H248V219H249ZM253 217H255V216H253ZM253 217H252V218H253ZM60 218H62V216H61ZM143 218H144V217H143ZM169 218H170V219H169ZM186 218H187V217H186ZM194 218H192V220H194ZM225 218H224V219H225ZM252 218H251V219H252ZM63 219H64V218H63ZM68 219H69V220H68ZM83 219H84V220H83V221H84V223H83L84 225L89 224V223H85V218H83ZM153 219H155L154 216H153L152 221H151L152 224L154 223V222H153V221H154ZM174 219H176V218H174ZM177 219H180V218H177ZM183 219H185V218H183ZM189 219H190V218H189ZM198 219H197V220H198ZM201 219H202V220H201ZM33 220H32V221H33ZM65 220H66V219H65ZM65 220H64V222H65ZM155 220H157V219H155ZM162 220H164V219H162ZM169 220H170V221H169ZM187 220H188V219H187ZM190 220H191V219H190ZM190 220H188L187 223L190 222ZM192 220H191V222L194 223L195 220H196V218H195L194 221H192ZM197 220H196V222H195V225H198V224H196V223H197ZM199 220H198V222H199V224H200V221H199ZM226 220H227V219H226ZM226 220H224V222H225ZM243 220H244V219H243ZM259 220H258V221H259ZM54 221H55V222H54ZM83 221H82V222H83ZM173 221H174V220H173ZM185 221H186V220H184L183 223H185ZM221 221H222V219L220 220V222H221ZM253 221H254V220H253ZM260 221H259V223H260ZM36 222H37V221H36ZM72 222H73V221H72ZM72 222H70V223H72ZM156 222H157L156 225H158L159 222H158V221H155V223H156ZM167 222H165V223H167ZM171 222H172V221H171ZM178 222H180L181 224H183L180 220H179V221H177V220L175 221L176 224H178ZM191 222H190V224H191ZM224 222L222 223L223 226H224V225H225V226L227 225V226L230 227V225L228 224V222H227V224L224 223ZM249 222H250V221H249ZM256 222H257V221H256ZM256 222H255V223H256ZM33 223H34V222H33ZM66 223H67V222H66ZM66 223H65V224H66ZM155 223H154V224H155ZM175 223L173 222L174 225H175ZM232 223H231V224H232ZM257 223H258V222H257ZM65 224H64V225H65ZM73 224H74V222H73ZM101 224H102V223H101ZM168 224H167V226H168ZM181 224H180V225L178 224V226H181V227L183 226V227H185V226H184L185 224H184V225H181ZM188 224H189V223H188ZM188 224H187V225H188ZM190 224H189V226H190ZM202 224H203V223H201L200 225H198V227H201ZM68 225H69V224H68ZM93 225H94V223H93ZM170 225H169L168 227H170ZM187 225H186V226H187ZM192 225H193V224H191V226H192ZM204 225H206V224H203V226H204ZM232 225H234V224H232ZM232 225H231L230 228L226 226L227 228H229V229H228V232L225 231V230H223V232H226V235H228L227 233H229V230L232 229V227H233ZM256 225H258V226L260 227L261 225H264V222H263L262 224H256ZM34 226H35V225H34ZM34 226H33V227H34ZM59 226H60V224H59ZM71 226L74 227V225H71ZM77 226H79V225H77ZM90 226H91V225H90ZM161 226H162V225H161ZM167 226H166V227H167ZM42 227H41L40 229H42ZM54 227H56V225L53 226V230H52V231L56 232V231L54 230ZM60 227H61V226H60ZM60 227H59V228H60ZM62 227L60 228L61 231H62ZM64 227L66 228V226H64ZM88 227H89V226H88ZM92 227H93V226H92ZM96 227H97V225H96ZM183 227H182V228H183ZM187 227H188V226H187ZM193 227H195V226L193 225L191 228H190V227H188V228H189L190 230H192ZM198 227L196 228L197 230H199ZM204 227H205V226H204ZM206 227H207V226H206ZM206 227H205V229H206ZM235 227H236L237 229H236ZM235 227H233V228H234L236 231H238L239 233L242 232V231H241L242 228L239 227L240 229H238V226H236V225H235ZM34 228H35V227H34ZM163 228H164V227H163ZM176 228L179 230V227L176 226ZM212 228H213V227H212ZM223 228H225V227H223ZM260 228H261V227H260ZM262 228H263V227H262ZM262 228H261V229H262ZM55 229L57 230L58 228L56 227ZM60 229H58V230L60 231ZM67 229H68V230H67ZM99 229H100V228H99ZM99 229H98V230H99ZM165 229L167 230V228H164V230H165ZM168 229H169V228H168ZM171 229H172V230L175 229V228H173V225H172ZM184 229H186V228H184ZM194 229H195V228H194ZM194 229H193V230H194ZM196 229H195V230H196ZM201 229H202V228H201ZM201 229H200V230H201ZM234 229H232V230L234 231ZM244 229H245V228H244ZM261 229H260V230H261ZM263 229H264V228H263ZM263 229H262V231H264ZM42 230H44V229H42ZM42 230H41V231H42ZM45 230H46V229H45ZM45 230H44V231H45ZM47 230H46V231H47ZM49 230H48V232H49ZM71 230H72V229H71L70 227H69V228L67 227V228L65 229V231H69V232H71ZM175 230H176V229H175ZM181 230H183V229L180 228L179 231L182 232ZM190 230H187V229H186V230H184L183 232H185V231L189 232ZM193 230H192V233H193ZM195 230H194V231H195ZM211 230H212V229H211ZM214 230H215V229H214ZM214 230H213V231H214ZM226 230H227V229H226ZM232 230H231L230 232H233ZM239 230H240V231H239ZM260 230H259V232H260ZM17 231H18V230H17ZM52 231L49 232V233L47 232L46 234H50V233H52ZM61 231H60V233H61ZM65 231L63 232V234L65 233ZM95 231H96V230H95ZM95 231H94V232H95ZM179 231H178V233H175V234H179ZM207 231H210V230H207ZM236 231H234V232L236 233V234H235V237H237L236 235H238ZM245 231H246V230H245ZM254 231H255V230H254ZM262 231H261V233H264V232H262ZM18 232H19V231H18ZM23 232H25V231H22L23 238H25V239H27V240H31V238H30L31 236L29 237V235H30L31 233H29V232L27 231V233H28V236H27L26 232H25V234H24ZM57 232H58V231H57ZM90 232H91V230H90ZM165 232H167V231H165ZM187 232H186V233H187ZM234 232H233V233H234ZM243 232H244V231H243ZM246 232H247V231H246ZM259 232H257L258 235L256 236V238H259L260 236L263 237L262 234L259 233ZM20 233H21V232H20ZM72 233H73V232H72ZM72 233H71V234H72ZM91 233H93V232H91ZM125 233H126V232H125ZM171 233H172V232H171ZM195 233L198 234V233H200V232H198V231L196 232V231H195ZM213 233H214V232H212V234H213ZM244 233H245V232H244ZM244 233H241V234L244 235ZM247 233H250V232L248 231ZM252 233H254V232H252ZM252 233H250V234L255 236L256 233H255V234H252ZM13 234H16V233H13ZM44 234H45V233H43V235H44ZM46 234H45V236H46ZM53 234H54V233H53ZM53 234H51V235H53ZM63 234H62V235H63ZM65 234H66V233H65ZM65 234H64V237H66ZM95 234H96V233H95ZM189 234H190V233H189ZM209 234H210V236H213V235H211V231H210ZM230 234H231L232 236L230 235V236H228V237H234V235H233L232 233H230ZM241 234H240V237H239V235H238V238H237V239H240V238H241V239H240L241 241L239 240V243H241L243 239H244V241H247V237H248V238L250 237V235L247 234V235H246L247 237H246V239H245V237L242 235V236L244 237V238L242 239ZM260 234H261V235H260ZM17 235H20V234L17 233ZM43 235H42V236H43ZM55 235H56V233H55ZM58 235H59V234H58ZM58 235H57L56 238H53V236H49V235H48V236L45 237V238H43V237L41 236V239H42V240H39L40 238H39V239H38V238H37V239L35 238V240H34V241L38 240L39 242L36 241L37 244H38V245L36 244L37 247H40V248L43 250V253L45 252V254H47V256H49V258H51V260L53 259V261H56L58 264H71L72 262H74V261H73L74 259L76 260L77 257H78V258H79V257L81 258V257L83 256V258H84L85 255H86L87 257L90 256V258H91L92 256H93V257L95 256V257H97V258H100V256H101V258H102L104 255H106L105 248H106V246L108 247V245L104 246V247H103L104 249H102V248H100V247H99V248H98V247L96 248V246H100V244H99V245H96V246H94L95 249H96V250H95L94 248H92L93 246H91L92 243H89V244L87 243L88 245L85 246L86 243L83 244L82 242H80V240L78 241V240H77L78 237H77V239L75 238L77 235L74 236V239H75V240H74V239L72 238L73 235H74V233L71 235L72 237L70 236V234L68 235V233H67V235H68L69 237L72 238L71 240H69L68 238H63V236H62L61 239H59V236H60V235H59V236H58ZM92 235H93V234H92ZM199 235H201V234H199ZM248 235H249V236H248ZM129 236H130V235H129ZM217 236H218V235H217ZM254 236H251V237L253 238ZM15 237H16V236H15ZM32 237H33V236H32ZM54 237H55V236H54ZM60 237H61V236H60ZM215 237H216V236H215ZM251 237H250V238H251ZM261 237H260V239H261ZM33 238H34V237H33ZM57 238H58V239H57ZM211 238H212V237H211ZM218 238H219V237H218ZM218 238L215 239V241H218ZM252 238H251V240H252ZM263 238H264V237H263ZM213 239H214V238H213ZM32 240H33V239H32ZM73 240H74V241H73ZM128 240H129V239H128ZM133 240H134V241H133L132 244H134V242L137 241V240H135V239H133ZM219 240H220V239H219ZM251 240H250V241H251ZM261 240H262V239H261ZM76 241H78V242H80V243H78V242H76ZM111 241H112V240H111ZM32 242H33V241H32ZM32 242H31V243H32ZM109 242H110V241H109ZM109 242H108V243H109ZM112 242H113V241H112ZM138 242H139V241H138ZM138 242H136V243L138 244ZM33 243H35V242H33ZM104 243H105V241L103 242V244H104ZM108 243H106V244H108ZM136 243H135V244H136ZM139 243H140V242H139ZM220 243H222V242H220ZM239 243H238V244H239ZM247 243H248V241H247L245 244L242 242V244H244V245H246ZM253 243H254V242H253ZM261 243H262V242H261ZM94 244H95V243H94ZM94 244H93V245H94ZM103 244H101V246H103ZM141 244H145V243H140V246H141ZM248 244H251V243L249 242ZM248 244H247V245H248ZM256 244H257V245H256L257 247H258V244L261 245L259 242L256 243ZM263 244H264V243H263ZM36 245H35V246H36ZM89 245H90V246H89ZM104 245H105V244H104ZM113 245H114V243H113ZM113 245L111 246V243H109V248H108V249H111V248L113 247ZM145 245H146V244H145ZM145 245H143V246L145 247ZM247 245H246V246H247ZM251 245H252V244H251ZM251 245H249V248H250ZM88 246H89V247H88ZM140 246L137 245V247H140ZM256 246H255L254 248H257ZM110 247H111V248H110ZM114 247H115V246H114ZM135 247H136V245H135ZM135 247H134V248H135ZM141 247H142V246H141ZM240 247H241V246H240ZM243 247H244V246H243ZM260 247H261V246H260ZM260 247H259V249H260ZM134 248H133V249H134ZM241 248H242V247H241ZM254 248H253V245H252V249H253V250H256V251L258 252L257 254H259V249H254ZM41 249H40V250H41ZM100 249H101V250H100ZM263 249H264V247H263V245H262V248H261V255H262V256H261V257L264 259V251H262ZM42 250H41V251H42ZM138 250H139V248H138V249L136 248L137 253H138V252L140 253V250L142 251L143 249L140 248V250H139V251H138ZM146 250H148V246H147V248H144V251H142V254H143V252L145 253V254H143V256H144V255H145V256H148V254L150 253V251L148 250L149 253L146 255V252H145ZM198 250H199V248H198L197 250L195 249V251H197V253H194L195 256L198 255V253H199V251H200V250H199V251H198ZM106 251H107V249H106ZM110 251H111V250H110ZM110 251H108V252H110ZM148 251H147V252H148ZM205 251H206V250H205ZM104 252H105V254H104ZM108 252H107V254H108ZM113 252L115 253L114 248H113L112 252H110V253H112V254L106 255L107 258H108L110 255H112V256L114 255L116 258H118V254H117V255H116V254H113ZM153 252H154V251H153ZM241 252H242V251H241ZM242 253H243V252H242ZM244 253H245V252H244ZM205 254H206V253H205ZM251 254H252V253H251ZM257 254H255V255H257ZM88 255H89V256H88ZM102 255H103V256H102ZM190 255H191V254H190ZM194 255H193V256H194ZM247 255H248V254H247ZM247 255H246L245 258H247ZM114 256H113V257H114ZM186 256H188V255H185V253H184V257H185V258H184V259L181 258V259H183V260H180V261L183 262V261L186 259ZM191 256H192V255H191ZM195 256H194V257H195ZM199 256H200V254H199ZM249 256H250V254H249ZM249 256H248L247 259H249ZM87 257H85V259H86ZM159 257H161V256H159ZM164 257H166V256H164ZM194 257H193V258H194ZM197 257H198V256H197ZM197 257H195V259H196ZM200 257H201V256H200ZM200 257H199V262L201 261L202 263H204L202 260H200ZM205 257H206V256H205ZM251 257H252V259H253L254 256L251 255ZM251 257H250V259H251ZM258 257H259V256H258ZM78 258H77V259H78ZM80 258H79V259H80ZM83 258H81V259H83ZM97 258H96V259H97ZM104 258H106V257L104 256ZM107 258H106V259H107ZM121 258H122V256H120L119 259H121ZM166 258H167V257H166ZM173 258H175V259H173V262H174V260L176 261V258H179V259H180V257H176V256L173 257ZM111 259H112L113 262L115 261L114 258L111 257ZM113 259H114V260H113ZM124 259H125V258H124ZM162 259H164L163 256H162ZM168 259H169V257H168ZM168 259H167L166 261H165V259H164V261H162V260H160V261H162V264H163V263L167 262ZM179 259H178L177 261H179ZM189 259H190V258H189ZM189 259H188V260H189ZM203 259H205V258H203ZM250 259H249V261L247 260L248 263H252V259H251V260H250ZM258 259H260V258H256V260H258ZM109 260H110V257H109ZM116 260H117V259H116ZM169 260H170V259H169ZM188 260H187V261H188ZM205 260H206V259H205ZM126 261H127V260H125V262H126ZM187 261H184V262L189 263V261H188V262H187ZM190 261H191V264H194V262H196L195 264H197V261H198V260H195V261H194V259H192V257H191ZM193 261H194V262H193ZM253 261H255V260H253ZM70 262H71V263H70ZM75 262H76V261H75ZM77 262H78V260H77ZM170 262H171V261H170ZM205 262H206V261H205ZM222 262H223V261H222ZM226 262H227V261H226ZM226 262H225V263H226ZM258 262H259V261H258ZM261 262H262V261H261ZM261 262H259V264H260ZM117 263H118V264H124V262L121 261V260H117ZM128 263H129V262H127V264H128ZM157 263H158V262H155V264H157ZM171 263H172V262H171ZM178 263L181 264L180 262H175V264H178ZM125 264H126V263H125ZM159 264H161V263H159ZM165 264H166V263H165ZM172 264H174V263H172ZM182 264H185V263H182ZM189 264H190V263H189ZM199 264H201V263H199ZM221 264H222V263H221ZM228 264H229V262H228ZM261 264H262V263H261Z\"/></svg>",
  "mask_w": 264,
  "mask_h": 264
}]
</instances>
